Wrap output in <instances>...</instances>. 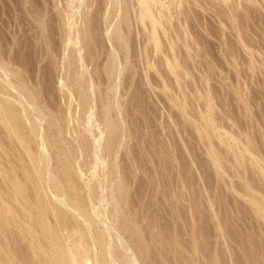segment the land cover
<instances>
[{"label": "rangeland", "instance_id": "1", "mask_svg": "<svg viewBox=\"0 0 264 264\" xmlns=\"http://www.w3.org/2000/svg\"><path fill=\"white\" fill-rule=\"evenodd\" d=\"M68 0H0V55L1 56H3L4 54H5V56H4V58H2V59H4V60H2L1 59V57H0V60L1 61H5V63H6V65L8 64L9 66L7 67V68H9L8 70H9V72H10V74H14V73H16V71L18 70V72L17 73H19L21 70H22V73H23V75H27V76H23L22 74H21V77H26L27 79H24L25 81H23V78L21 79V77H18V78H20V80H22V81H19V79L17 78V76H20V75H18V74H16V75H11V77H10V75H9V77H8V79L9 80H11L12 82H13V80L15 79V78H17V82L19 83V82H22V83H19V86H18V83L16 84V83H13V84H16L17 86L16 87H10V85H5L4 83H2L3 81L5 82L6 80H5V78H3V77H1L2 76V73H0V80L2 79L3 81L0 83V90H1V93H0V96L3 94V98H2V96H1V98H0V102H1V100H3L4 99V101L5 100H7V98L9 97V95H10V97L12 98V97H14V98H18V96H15V95H18V94H16V92L14 91V88H21L24 84H26V85H24L23 87H25L26 86V88H27V90L30 92V90H31V92L30 93H32V95H33V97L30 99L32 102L31 103H33V101H34V99H36V101H34V104L33 105H35L34 107H38V110H35V109H31V114H32V116L33 117H31L33 120H35L34 118H38V116L40 117V112H41V110L43 111V110H45V114L46 115H48L49 116V118L46 120H44L43 121V124H42V127H43V125L45 126L44 127V129H45V132H47L48 131V136L46 135V137L48 138V140H51V138H52V140H53V142L51 141H49L50 142V144L48 145V147L51 145H54V146H52V147H50V148H48V149H52V151L51 152H49V155L51 154L52 155V158H51V156H50V158H51V160L49 161V164H51V166H52V169L54 168V169H57V171L59 170V168H61V166L63 167V166H65V164L66 165H69V164H67L68 162H66L65 161V158H72L73 159V155H75V154H77V152H74V154L71 152L72 151V148H73V145H74V143H73V135H76L72 130H73V126H75L76 127V124H74V123H72L73 122V115H75L76 114V111H74L75 109L78 111L79 109H80V107L79 106H81V105H83L84 103H86V104H84V106H86V108H85V112H84V117H87V113L86 112H88V113H90L91 111H93V109L91 108V110H90V107L89 108H87V106H90V104H92V106H93V104L95 105V104H97V102H98V100L99 99H101L99 102L100 103H98L97 104V106L98 105H101L102 106V104L104 103V102H106L107 101V98H109L110 97V95H112L111 93H109V91L108 90H106L105 88H107V87H109L108 86V84L110 85V83L109 82H106L107 80H106V78H100L102 81L103 80H106L105 82L103 81V83H101V80H99V82L98 83H100V85H99V88L100 87H102V85L103 84H105L106 83V87H105V85H104V87L103 88H100V90L97 92L96 91V93H100L99 94V96H100V98H96V100H94V99H90L91 97H90V94L92 93V95L94 96V93L92 92V91H89V93L88 94H86V91L84 92V91H82V89L80 88V90H81V92H82V94H79V93H77V91L78 92H80L78 89L79 88H77V87H79V85H78V82L76 83L77 85H75L74 83L77 81V80H75L76 79V76H74L75 74L77 75V73H75V71L77 72V70H79L78 68H76L77 66H75L74 67V65H73V59H72V55L71 54H73V53H75V52H73V47H70V49H68V52H67V50H65V48H66V37H63V36H65V35H63L64 33H63V31L62 30H64L65 28H66V26H65V22L63 21L64 20V17H66L65 15L67 14V12L69 13V14H73V0H69L68 2H69V4H68V2H67ZM72 1V2H71ZM190 1V0H189ZM191 1H193V0H191ZM189 2V5H188V7H193V9H192V7L191 8H188V9H186L187 10V12H185V13H187L188 15V17L190 16V14L189 13H191L192 11V13H195V14H197V15H194V17L192 16H190V19H191V22H190V20H189V18L187 19V20H189V21H187V23H185V25L187 26V24L190 22V23H192V24H190L191 26H189V24H188V27H184V24L182 25L181 24V21H180V19L178 18V17H180V16H178V15H175V19H174V21L176 20V22L179 20L180 21V23H176L174 26H173V31L172 30H170L172 33H171V35H173V37H174V39H175V36L176 37H178V36H181L180 37V40L181 39H187V40H191L190 41V43L187 41H185L184 40V42H183V40L182 41H180L179 42V39L178 38H176L175 40H177L178 39V42L176 41V43H174V44H179V45H175L176 47L177 46H179V47H177L178 49H180V50H182L183 52L185 51V50H183V48L186 46V45H188V46H190L189 44H194V46H195V43H194V39H196V40H198L199 41V43L197 42V41H195V42H197V44H196V46L198 47L197 49H200V50H202V52L201 51H198V52H200L201 54H202V56H200L201 54L200 53H198L197 52V50H195L194 51V49H196V47H194L193 46V44H192V46H191V50H190V52H193V54H195V52H197L193 57H192V59L194 58L195 59V61H193V60H191V57H189V55H191V54H188V49L186 48V51L184 52V53H187V57H185L184 55V53L182 52V51H179V54L180 53H182V54H180V55H182V56H184V57H182V58H184V59H182V61L183 60H185V62H188V64L189 65H191V64H195L196 63V60H197V63H199L200 65H201V68L200 67H198V68H200L201 70H199V69H196L194 66L196 65H193V67L195 68H191L190 69V67L188 66V64H187V66L189 67H187L188 68V70H191L192 71V75H195V76H187L186 74V65H184L185 67L183 68V70L185 69V75H184V71L182 72V69H181V73H183V76H184V78H185V76H186V80L184 79V80H182L181 81V79H182V77H181V79H180V81H178L179 83H176L177 82V79L175 80V76L173 77V76H171V74H169L170 73V71L167 69H165V68H163L164 70H163V73L162 72H160L159 74L160 75H164L165 74V76L163 77V78H161V76H158V72H159V70H161L162 71V69H160V68H157L161 63H164V64H161V66L162 67H164L166 64H165V61H164V59H165V56H164V54H161V55H163V56H161L162 58H163V61L164 62H162L161 60H162V58L161 57H158V56H160V55H155V53H153V49H152V47H151V45H150V49H149V54H150V56L152 57V54H154V57H153V59L154 60H157L158 58L160 59V61L161 62H159L160 64L158 65V66H156V68L157 69H159L158 70V72H156L155 70H154V68L153 69H149V70H147L148 71V74H147V71H145V69H148V64H147V60H144V58H145V56H146V53H145V51L143 50L144 48L143 47H145V45H146V43H145V35H143V28L141 27L142 25H140V24H138L137 22H133L132 23V21H134V20H132V19H134V18H131V24H132V28H131V30L132 31H134V32H130V34H135V35H133V37H132V35H130V41H131V43L130 44H136L137 43V45L136 46H134V48H135V52H134V54H131L130 56H131V62H132V64L134 65V66H136V68L138 67V66H140V67H138L137 69H134L135 67L134 66H132V64H128V66H130V68L132 67H134L133 69L135 70H133L134 71V73H136L137 71V75L135 76V74L133 75V74H131L132 72V70H130V68H128V66L126 65V70L127 71H125L126 73H128V76L131 74L132 75V77H134V78H132V77H130L129 76V78H131L132 80H129L128 82H130L129 84H127V85H125V84H122V83H125V82H123L124 80H127V74H126V76H124L123 75V77H122V79L123 78H125L124 80H120L119 81V85L117 86V88H119V93H121V95H123V96H121V103L123 104V111H118V109L117 108H115V110L112 108V107H110V109H111V114H113V115H110L111 116V120L113 121V122H115V120H120L119 122H115L117 125H119V123H120V127H123V132H122V130L120 129V131L119 132H117V138H116V140H115V142L117 143V144H119L120 142H121V138H122V136L121 135H125V136H123V137H125V142L123 143L124 145H122L121 147L119 146V145H117V144H115L114 145V147H113V150L115 151V153H116V149H117V151H120L119 152V158L118 159H113L114 157V153H112V155L113 156H108V161L109 160H111V161H109V162H112V160L113 161H115L117 164H119L120 163V168L119 169H117L116 170V173L117 174H123L124 172V174L122 175V178H124V179H122L123 180V182L124 183H126V182H130V183H132V184H130L129 182L128 183H126L127 185H129V186H126V188H127V190H130L129 192H132V193H128V195H129V197H128V201H129V205H131V206H134V205H136V206H134V207H136V208H134V209H136V211L135 212H138L139 213V215H137L138 217H140L141 215V217H142V219L144 218V220H140L141 222H142V224L143 225H141V223H140V221L138 222V221H131L132 222V224H133V222L135 223V224H137V225H135V224H130V222H129V220L128 221H126L125 223H124V225H123V227L122 228H124L123 230H125V231H123L124 232V234H127V235H125L126 236V239H127V241L131 244V247L132 246H134V247H132L134 250H135V254L136 255H138V257H139V259H140V261H141V263L142 264H188V262L187 263H185L186 262V260L188 259V260H190V261H192V258L190 259V257H188L187 255H192L193 256V254L192 253H194V252H196V251H198L197 253L199 254L198 255V257H199V260L201 261V259H204L205 258V255H204V253H203V255H202V253H199L200 251L199 250H201L202 252H205V245H204V243H205V240L204 239H207L208 241H207V244H206V246H208L210 249H217L216 251H218V249H219V252L220 253H223V254H221V255H224V254H229L228 253V251L230 250L229 249V247H228V249H226L225 251H227V252H223L224 251V247L226 246L225 244H226V242L225 241H223L224 239L225 240H230L229 239V237L228 236H231V235H228L229 234V230H230V234H233L232 232H236V234H237V236H238V233L239 232H241L242 233V230H245L244 232H246V236H245V239H247L246 237H248V238H250L251 236H252V234H253V236H254V241L256 242V240H257V242L258 243H256L257 245H256V248L258 249L259 247L258 246H263L262 248H260L261 250V253H264V252H262V251H264V229H263V225H264V219H261V218H263V216H264V210H262L263 211V213L262 212H258L257 211V209H258V205L256 204V205H254V202H252V201H250V202H252L253 204L251 205V203L250 202H248V200H249V198H247L246 196H247V193L248 194H251V195H253V196H255L258 200H260L261 199V201L260 202H262V200H263V204H264V188H263V186H264V174L260 171V170H258V168L256 167V166H258L257 165V163L256 164H254L255 162H250V161H252L251 159H250V163L247 161V159L249 160V158H250V155H249V158H248V155H247V159H243L245 162H244V164L246 165H244V167H243V165H241L242 166V168L244 169H240V166H239V163H237L238 161H235L236 159H238L237 157H235L236 155H238V154H240V150H235V153L236 154H234L233 152H234V150H232V149H230V145L231 144H229V145H227L229 142L227 141L228 139H230V137L229 136H227L228 137V139H227V137L225 136L224 137V134H226V132L229 134V133H231V134H229L230 136H233V137H235V139L238 141V142H241V139L240 138H242L243 140H244V142H246L245 140H248V139H251L250 140V143L249 144H247V145H249V147L251 148V146H253L254 147V149L256 148L257 150H252L253 152H255L256 154H257V156H258V158L260 157L261 158V156H260V154H263L264 155V151H260V150H264L263 149V147H264V62L262 61V64H261V60H264V58L262 59V56L264 55V8H262V6L264 7V0H257V1H259V2H257L256 0H254V1H256V3L253 1V5L252 4H250V3H252V2H248L247 0H244V2H243V0H239V5H241L242 6V4L243 3H245V7L244 8H247L246 7V3H247V6H252V9H251V7H250V10L249 9H247L248 10V14L249 13H251V10H252V12L253 13H251V14H246L245 15V13L246 12H244L243 11V13H241L242 12V9H243V7L241 8V6H237L236 7V5H238L237 3H236V5L235 4H233L234 2H236V1H238V0H235L233 3H232V1L230 0L229 1V3H228V5H229V7H228V5H227V3H226V5H227V7L228 8H226V5H225V3H223V2H225L224 0H217V2H216V0H215V2H214V0H201L202 1V3L203 4H206V2H208L205 6L207 7V9L205 10V8L206 7H203L201 4H199V3H195V2ZM195 1V0H194ZM204 1V2H203ZM241 1L243 2L242 4H241ZM134 2V3H133ZM133 2H132V0H128V3H129V7H130V9H131V6H134L133 4H135V1L133 0ZM215 3L214 5H216L215 7L213 6V4H211V3ZM261 2V3H260ZM133 3V4H132ZM186 3H188V2H185V6H186ZM191 3V4H190ZM193 3H195L196 5H193ZM211 5H210V4ZM222 3V4H221ZM231 3L235 6V11H233V6L231 5ZM254 3H255V5L257 6H255L254 5ZM197 4H199V5H201L200 7L199 6H197ZM220 4V5H219ZM223 4H224V6H223ZM249 4V5H248ZM261 4V5H260ZM95 6H96V4H95ZM94 6V7H95ZM197 6V7H196ZM254 6V7H253ZM195 7V8H194ZM211 7V8H210ZM222 9H221V8ZM231 7H232V11H233V13L235 14V13H237V11L239 12V10L241 11V12H239V14H241V16H243L244 18H246V17H250V18H247L246 20H245V23L247 22V20H249L248 21V23H246V26H247V24L249 25V26H247V27H249L250 28V26H251V23H252V28H250L251 29V33H247V30L249 31L250 29H247V27H245V31H246V33L248 34L247 36H246V34H245V38H244V40H247V42H248V40H252L253 41V44H252V41L250 42V44L251 45H254V46H252L251 47V45H249V43L247 44V42H246V44H247V48H245L242 44H241V42H240V44H238L237 43V40L238 39H236L237 37H235L234 36V34H236L235 32H236V30H234V32H233V34H232V29L231 28H234V26H232V23L233 22H229L228 23V21H231V15L233 14L232 13V11L230 10L231 9ZM96 8V7H95ZM95 8H93V11H95ZM199 8V9H198ZM204 9V11H203V9ZM254 8H256L257 10H259L260 8H262V9H260V15H259V13H257V10L256 9H254ZM198 9V10H197ZM215 9H217V12H216V10ZM218 9L219 10H222L223 12L221 13L222 14V17L220 16H218V12H220V11H218ZM228 9V10H227ZM201 10V11H200ZM245 11H247L246 9H244ZM255 10H256V12H255ZM67 11V12H66ZM191 11V12H190ZM194 11H197V13L196 12H194ZM208 11V13H206ZM224 11H231V12H229V13H231V15L228 13V12H224ZM213 12H216V13H218L217 15H216V13L214 14ZM64 13H65V15H64ZM191 13V14H192ZM254 13H255V15H254ZM220 14V15H221ZM243 14V15H242ZM263 14V15H262ZM61 15V16H60ZM193 15V14H192ZM199 15V16H198ZM203 15V16H202ZM215 15V16H214ZM224 15V16H223ZM227 15H230V16H227ZM236 16L238 15V13L237 14H235ZM248 15V16H247ZM253 16V17H251V16ZM201 16V18H199ZM219 17V18H217V17ZM240 15H238V17L239 18H242L243 19V17H241ZM256 16H257V18H256ZM133 17H135V16H133ZM204 17V18H203ZM209 17V18H208ZM227 18V22L225 23V21L223 22L221 19H223L224 20V18ZM262 19H261V18ZM61 18H63V20L61 19ZM254 20H253V19ZM255 18L258 20H255ZM192 19H195V20H193L192 21ZM206 19V20H205ZM210 21H209V20ZM214 21H213V20ZM241 19V20H242ZM197 20V21H196ZM203 20V21H202ZM241 20H239L238 19V22L237 23H242V21ZM251 20H252V22H251ZM261 20V21H260ZM173 21V22H174ZM199 21V22H198ZM241 21V22H240ZM253 21H254V23H253ZM62 22V23H61ZM196 22V24L199 26H195V23ZM201 22V23H200ZM207 22V23H206ZM223 22V23H222ZM249 22H250V24H249ZM255 22L257 23V24H255ZM259 22V23H258ZM105 23V24H104ZM199 23L201 24V25H199ZM220 23V24H219ZM244 23V22H243ZM242 23V24H243ZM245 23L243 24V25H245ZM261 23V24H260ZM101 24H103L102 25V28H100V29H104L105 30V28H107V23L106 22H101ZM101 24H100V27H101ZM178 24V25H177ZM210 24V25H209ZM212 24V25H211ZM224 24V25H223ZM226 24V25H225ZM231 24V25H230ZM241 24V25H242ZM261 26H260V25ZM134 25V26H133ZM140 25V28H142V29H140L138 26ZM180 25V27L181 26H183L184 28H186V30L184 31L183 30V27H181L182 28V30L184 31H182V33H181V35H179L178 33H179V31L181 30L180 29V27H178V30H177V27L176 26H179ZM234 25V24H233ZM241 25H240V27H241ZM257 25H259V26H257ZM137 26V27H136ZM202 26V27H201ZM214 26V27H213ZM220 26V27H219ZM226 26H229V27H226ZM232 26V27H231ZM190 27H192V28H194V29H196V28H199V29H196V30H194V29H192V30H190V32L192 31V32H194V31H196V32H194V34L195 35H193V34H191V33H189V31H187ZM206 27H208V28H206ZM218 27V28H217ZM223 27V28H222ZM43 28V29H42ZM64 28V29H63ZM136 28V29H135ZM139 28V29H138ZM174 28H176V29H174ZM188 28V29H187ZM203 28V29H202ZM217 28V29H216ZM242 29H243V27H241ZM262 28H263V30H262ZM23 29V30H22ZM45 29V30H44ZM138 29V30H137ZM170 29H172L171 27H170ZM220 31H219V30ZM222 29V30H221ZM241 29V30H242ZM253 29L255 30L254 32H253ZM175 30V31H174ZM201 30V31H200ZM213 32H212V31ZM227 31V32H224V31ZM241 31L242 33L243 32H245V31ZM262 30V31H261ZM44 31V32H43ZM46 31V32H45ZM102 31V30H101ZM101 31H99V32H101ZM169 30H168V32H170ZM178 31V33H176ZM188 32L187 34H188V36H190V39H188L186 36H185V32ZM198 31V32H197ZM206 33H205V32ZM137 32V33H136ZM141 32V33H140ZM161 32H162V30H161ZM174 32V33H173ZM222 32V33H221ZM63 33V34H62ZM138 33H140V35L138 34ZM203 33V34H202ZM205 33V34H204ZM208 33V34H207ZM216 33H218V34H216ZM223 33H224V35H223ZM228 34V36L226 35V34ZM46 34V35H45ZM48 34V35H47ZM137 34V35H136ZM143 36H142V35ZM175 34V35H174ZM177 34V35H176ZM182 34H184V36H182ZM191 34V35H190ZM197 34V35H196ZM203 35L202 37H200L201 35ZM230 34V35H229ZM161 35H163V36H161L163 39H165V41L163 40L162 42H165V45L164 46H166V45H170V40L172 41L173 40V38L171 39V35H167V34H165V35H167V36H165L164 35V33L163 34H161ZM208 35V36H207ZM210 35V36H209ZM211 35H213V36H211ZM218 35V36H217ZM226 35V36H225ZM253 35V36H252ZM263 35V36H262ZM44 36V37H43ZM140 36H142V37H140ZM164 36H165V38H164ZM197 37V38H195V37ZM199 36V37H198ZM208 37L207 38V40H210V41H205L206 40V37ZM218 38H216V37ZM221 36H225L224 37V40H225V38L227 37L228 38V40H229V42H231L230 44L229 43H227L228 42V40H227V38H226V40L227 41H223L222 39H223V37L221 38ZM234 36V37H233ZM43 37V38H42ZM62 37V38H61ZM102 37V36H101ZM166 37H168V38H166ZM169 37H170V40H168L169 39ZM192 37V38H191ZM205 37V38H204ZM247 37H250V38H247ZM260 37H262V38H260ZM41 38V39H40ZM63 38H65V39H63ZM194 38V39H193ZM199 38V39H198ZM201 38H203V39H201ZM247 38V39H246ZM256 38V39H255ZM15 39V40H14ZM43 39V40H42ZM47 39V40H46ZM133 39H134V41H135V43H134V41H133ZM142 39V40H141ZM200 39H201V41H202V43H201V45H202V47L200 48L199 46H201V45H199L200 44ZM215 39V40H214ZM260 39H261V41H263V43L260 41ZM45 40V41H44ZM65 42H64V41ZM166 40H168V41H166ZM175 40H173V42H175ZM221 40V41H220ZM233 40V41H232ZM256 40V41H255ZM257 40H259L258 42H257ZM47 41H49V42H47ZM133 41V42H132ZM142 41V42H141ZM205 41V42H204ZM214 41V42H213ZM255 41V42H254ZM25 42V43H24ZM47 42V43H46ZM140 42L142 43V44H140ZM166 42H168V43H166ZM186 42V44H184ZM204 42V43H203ZM207 42H208V44H207ZM221 42H226L227 43V46L229 47V45H230V47L228 48V47H225L226 46V43L225 44H223V46H224V48H226V51L222 48L223 46L221 45ZM234 42H235V44H234ZM238 42H239V40H238ZM245 42V41H244ZM260 42V43H259ZM24 45H23V44ZM144 43V44H143ZM210 43V44H209ZM216 43V44H215ZM219 43V44H218ZM257 45L256 47L257 48H253V47H255V44ZM262 43V44H261ZM48 46H47V45ZM65 44V45H64ZM164 44V43H163ZM206 44V45H205ZM214 44V45H213ZM229 44V45H228ZM234 44V46H231V45H233ZM236 44H237V46H236ZM22 45V46H21ZM28 45V46H27ZM35 45H37V46H35ZM183 45V46H182ZM199 45V46H198ZM221 45V46H220ZM252 48H250L249 46ZM261 47H260V46ZM19 46V47H18ZM183 47V48H180V47ZM207 46H209V50L210 51H213L212 52V58L211 57H207V56H209V55H207L209 52V50H208V47ZM215 48H214V47ZM219 46V47H218ZM240 48H239V47ZM20 47L22 48V50H23V52H21V53H18V50H20L21 51V49H20ZM38 47H39V49H38ZM40 47H42L41 49H40ZM221 47V48H220ZM233 47V48H232ZM238 47V49H236ZM242 47H244V51L243 52H248V51H250V52H248V54L249 53H252V52H255V55H253V56H255L256 58H254V59H256V61H254V59L251 57L252 56V54H249V57L251 58V59H253V60H251L250 58H247L246 57V61H248L247 59H250L249 60V63L250 62H252V64L250 63V64H248V62H246L245 63V61L243 60L244 58L242 57V56H240V55H243V54H245V53H243L242 54V50H243V48ZM17 49V51H16V49ZM72 48V49H71ZM139 48H141L140 50H139ZM203 48V49H202ZM205 48L208 50H205ZM214 48V49H213ZM218 48V49H217ZM228 48V49H227ZM230 48H232L231 50L232 51H230V53L233 55H231V54H229V52L227 51V50H229ZM235 48V49H234ZM249 48L251 49V50H249ZM259 48H260V50H259ZM49 49V50H48ZM137 49V50H136ZM185 49V48H184ZM225 51V54H224V52L222 51ZM245 49H246V51H245ZM256 49H258V50H256ZM15 50V51H14ZM40 50V51H39ZM47 52H46V51ZM142 50L144 51V53L142 52ZM166 50H167V46H166ZM193 50V51H192ZM239 54H236V52ZM248 50V51H247ZM253 50V51H252ZM13 51V52H12ZM19 51V52H20ZM39 51V52H38ZM43 51H45V52H43ZM64 51L65 52H67V53H69L68 54V56H67V54H66V56H64L65 55V53H64ZM71 53H70V52ZM104 51H106L105 49H104ZM141 51V52H140ZM152 51V53H150ZM168 51V50H167ZM204 51V52H203ZM205 51L206 52H208V53H205ZM216 51V52H215ZM233 51H234V53H235V55L237 56H234V53H233ZM240 51H241V54H240ZM3 52H4V54H3ZM6 52V53H5ZM12 53V55H11V53ZM15 52V53H14ZM27 52V53H26ZM36 52V54H34ZM41 52H43V53H41ZM221 52V53H220ZM259 52H262V53H259ZM16 53H18V54H16ZM22 53H26V54H24V56L22 55ZM204 53V54H203ZM215 54V56H213L214 54ZM229 54V56H230V58L232 59H230L231 61H234L233 63H234V65L235 66H237L236 68L235 67H233V65H232V62L229 60V56H228V54ZM259 53V54H258ZM7 54H8V56H9V58L7 57ZM136 54V55H135ZM145 56H144V55ZM184 54V55H183ZM192 54V55H193ZM198 54V55H197ZM210 54V53H209ZM217 54H219V55H217ZM223 54V55H222ZM247 54V55H248ZM261 54V55H260ZM37 55V56H36ZM41 55V56H40ZM69 55H71L72 57H70ZM74 55V54H73ZM135 55V56H134ZM138 55V56H137ZM205 55H207V56H205ZM217 55V56H216ZM257 55V56H256ZM260 55V56H259ZM13 58H11V57ZM19 56V57H18ZM36 56V57H35ZM104 56V55H103ZM156 56L158 57V58H156ZM197 56L199 57V59L197 58ZM205 56V57H204ZM221 56V57H220ZM239 56H240V58L241 59H239ZM245 56H246V54H245ZM20 57H22L23 59H21ZM69 57V58H68ZM203 57V58H202ZM206 57L208 58V60H209V58L211 59V62H215V64H213V63H209V65H206L208 62H206V61H208V60H206ZM216 57H219V58H216ZM233 57V58H232ZM260 57H261V59H260ZM264 57V56H263ZM17 58V59H16ZM66 58V60H63V59H65ZM104 58H105V56H104ZM106 58H107V56H106ZM135 58H136V60H135ZM156 58V59H155ZM188 58V59H187ZM190 58V59H189ZM197 58V59H196ZM216 58V59H215ZM228 58V59H227ZM236 58H238V59H236ZM243 58V59H242ZM8 59V60H7ZM70 59H72V60H70ZM141 59V60H140ZM143 59V60H142ZM146 59V58H145ZM180 59H181V57H180ZM186 59H187V61H186ZM201 59H203V61L205 62V67H204V63H200V62H202V60ZM259 59H260V61H259ZM14 60V61H13ZM15 60H18V62L17 61H15ZM21 60V61H20ZM24 60V61H23ZM103 61V63L105 62V59L103 60V58L101 59L100 58V63ZM188 60H190V61H188ZM199 60V61H198ZM201 60V61H200ZM213 60V61H212ZM218 60V61H217ZM220 60V61H219ZM224 60L226 61V62H224ZM230 61L231 62V64L230 63H228V61ZM240 61L241 62V64H240V62H238V61ZM8 63H7V62ZM11 61H13V62H11ZM70 61V63H68V62ZM133 61H135V63H133ZM139 61V62H138ZM145 61V62H144ZM158 61V60H157ZM222 61H223V63H222ZM236 61V62H235ZM3 62H1V63H3ZM12 64H11V63ZM15 62H17V63H15ZM66 62V63H65ZM71 62H72V66L70 65L71 64ZM99 62V61H98ZM145 64H144V63ZM154 62H156V61H154ZM184 62V61H183ZM184 62V64H186ZM189 62H192L191 64L189 63ZM255 62H257V63H255ZM20 63V64H19ZM63 63V64H62ZM103 63L102 64H99V63H92V62H90V68H89V70H90V72L91 71H93V70H95V73H96V75H97V73H98V78H97V80L99 79V70H103V69H105V66L103 65ZM138 63V64H137ZM140 63V64H139ZM219 63V64H218ZM225 63V64H224ZM235 63H237L238 65H236ZM244 63V64H243ZM23 64V65H22ZM65 64H67V65H69V66H65ZM137 64V65H136ZM158 63L156 62V65H157ZM219 66H218V65ZM17 65V66H16ZM76 65V64H75ZM96 65V68L94 67ZM97 65H98V67H97ZM99 65H102V67H104V68H102L101 66H99ZM142 65V66H141ZM147 65V66H146ZM164 65V66H163ZM200 65H196V66H200ZM211 65H213L212 66V68H211V72H210V74L209 75H207L209 72V68L211 67ZM216 67H215V66ZM221 65V66H220ZM227 65V66H226ZM244 65V66H243ZM249 65V66H248ZM251 65H254V66H251ZM255 65H257V66H255ZM259 65H260V67H259ZM261 65H263V66H261ZM24 68H22V67ZM65 68H64V67ZM71 66V67H70ZM94 67L93 68V70H92V67ZM145 67V69H144V67ZM206 66H210L209 68L207 67L206 68ZM224 66V67H223ZM247 68H246V67ZM11 67V68H10ZM43 67H45V69L43 68ZM66 67H67V69H66ZM101 69H100V68ZM203 67L204 68H206L207 70H205V69H203ZM213 67L214 68H216V70L215 71H217L218 72V74L219 75H217V72H214L213 73V71H214V69H213ZM223 67V68H222ZM230 67V68H229ZM251 67V68H250ZM76 70H75V69ZM143 68V69H142ZM155 68V69H156ZM218 68V69H217ZM220 68V69H219ZM228 68V69H227ZM239 69V71H238V69ZM20 69V70H19ZM25 69H26V71H25ZM42 69V70H41ZM74 69V70H73ZM98 69V70H97ZM156 69V70H157ZM226 69V70H225ZM231 69V70H230ZM240 69L242 70V71H240ZM251 69V70H250ZM253 69V70H252ZM255 69V70H254ZM102 70H101V73H102ZM165 70L166 71H168L167 72V74H166V72H165ZM196 70V71H195ZM202 70H204L203 72H202ZM219 70V71H218ZM221 70V71H220ZM229 70V71H228ZM25 71V72H24ZM41 71V72H40ZM44 71V72H43ZM96 71H98V72H96ZM128 71H130V73L128 72ZM141 71V72H140ZM143 71H145V72H143ZM208 73H207V72ZM224 71V72H223ZM240 73V74H237L238 72ZM244 71H246V72H244ZM249 71V72H248ZM73 72L75 73L74 75H73ZM149 72H150V74H151V80L149 79L148 80V77H150L149 75ZM152 72V73H151ZM165 72V73H164ZM222 72V73H221ZM21 73V72H20ZM19 73V74H20ZM69 73V74H68ZM94 72H92V74H93ZM94 73V74H95ZM195 73V74H194ZM198 73V74H197ZM214 75H213V74ZM221 73V74H220ZM45 74V75H44ZM91 74V73H90ZM139 74V75H138ZM141 74H143V75H141ZM148 76H147V75ZM157 74V75H156ZM191 74V73H190ZM155 75V76H154ZM166 75H167V77H168V80H167V78H166ZM182 75V74H181ZM189 75V74H188ZM207 77H206V76ZM220 75H221V78H220ZM222 75H224V76H222ZM227 75V76H226ZM228 75H230L229 77H228ZM240 75V76H239ZM16 76V77H15ZM69 77V79H68V77ZM74 76V79L73 78H71V77H73ZM140 76V77H139ZM170 76V77H169ZM211 76H212V78H211ZM215 76V77H214ZM218 76H219V78H218ZM233 76H237L236 78L235 77H233ZM246 76V77H245ZM13 77V78H12ZM39 77H41V78H39ZM94 77L96 78V76L94 75ZM147 77V78H146ZM156 77V78H155ZM210 79H209V78ZM231 77V78H230ZM166 78V79H165ZM172 78H174L173 80H172ZM208 78V79H207ZM214 78V79H213ZM216 78V79H215ZM240 78V79H239ZM13 79V80H12ZM139 79V80H138ZM140 79H142V80H140ZM145 79V80H144ZM155 79H158V80H155ZM165 79V80H164ZM213 79V80H212ZM223 79V80H222ZM26 80H27V82H26ZM71 80V81H70ZM75 80V81H74ZM97 80H96V82H97ZM170 80L172 81L171 83H173V84H171L170 83ZM175 80V81H174ZM220 80V81H219ZM15 82H16V80H14ZM66 81V82H65ZM138 81V83H136ZM145 81H147V83L145 82ZM164 81V82H163ZM167 81V82H166ZM184 81V82H183ZM197 81V82H196ZM226 81V82H225ZM235 81V82H234ZM239 81V82H238ZM7 82V81H6ZM74 82V83H73ZM127 82V83H128ZM135 82V83H134ZM156 82V83H155ZM161 82V83H160ZM168 82H169V84H168ZM183 82V83H182ZM194 82V83H193ZM199 82V83H198ZM211 82V83H210ZM24 83V84H23ZM68 83V84H67ZM97 83V84H98ZM153 83V84H152ZM155 83V84H154ZM158 83H159V86H158ZM163 83H165V85H167V86H165L164 87V85H163ZM167 83V84H166ZM181 83V85H179ZM185 83V84H184ZM197 83H198V87H197ZM202 83V84H201ZM204 83V84H203ZM223 83V84H222ZM1 84L2 85H5V86H1ZM6 84H8V83H6ZM21 84H23L22 86H21ZM65 86H64V85ZM70 84V85H69ZM121 84V85H120ZM142 84V85H141ZM148 84V85H147ZM151 84V85H150ZM176 84V85H175ZM233 84V85H232ZM31 85V86H30ZM66 85H69V86H66ZM125 85V86H124ZM130 85H132L131 87H130ZM138 85V86H137ZM154 85V86H153ZM160 85H161V87H160ZM186 87H185V86ZM200 85H204L203 87L202 86H200ZM213 85V86H212ZM73 86H75L76 87V89L77 90H75V87H74V90H75V93L73 94V92H74V90L72 89L73 88ZM97 86V88H98V85H96ZM129 86V87H128ZM137 86V87H136ZM170 86H172V89H170L171 87ZM181 86V88L182 89H180V88H178V87H180ZM189 86H191V87H189ZM206 86H207V88H206ZM224 86V87H223ZM233 86V87H232ZM2 87V88H1ZM6 87H8V88H6ZM129 88L128 90L126 89V88ZM168 88L167 89V91L165 90V89H163V88ZM177 87V88H176ZM185 89H184V88ZM193 87H194V89H193ZM214 87V88H213ZM229 87V88H228ZM232 87V88H231ZM239 87V88H238ZM4 88H5V91H4ZM11 88H12V91L14 92H12L11 91ZM29 88H31V89H29ZM40 88V89H39ZM70 88V89H69ZM98 88V89H99ZM124 88V89H123ZM153 88H155V89H153ZM173 88L176 90H173ZM206 88V89H205ZM218 88V89H217ZM221 88V89H220ZM225 88V89H224ZM2 89H3V91H4V93H3V91H2ZM6 89L8 90V89H10V90H8V92H10V93H8L7 91H6ZM33 89V90H32ZM67 89V90H66ZM97 89V90H98ZM101 89H105L104 90V92L103 93H101L100 91H101ZM122 89V90H121ZM135 89H136V91H135ZM169 89H170V91H169ZM185 91H184V90ZM192 89V90H191ZM200 91H199V90ZM202 89H203V91H202ZM227 89V90H226ZM141 90V91H140ZM183 90V91H182ZM188 90V91H187ZM208 90V91H207ZM209 90H210V92H209ZM221 90V91H220ZM224 90V91H223ZM122 91V92H121ZM130 91V92H129ZM134 91V92H133ZM138 91V92H137ZM145 93H144V92ZM172 91V92H171ZM182 93H181V92ZM215 91V92H214ZM12 92V93H11ZM67 92V93H66ZM69 92V93H68ZM80 92V93H81ZM108 92V96L107 95H105V96H103L104 94H106ZM166 92V93H165ZM170 92V93H169ZM179 92V93H178ZM193 92V93H192ZM199 92V93H198ZM202 92V93H201ZM217 92V93H216ZM222 92V93H221ZM5 93L7 94L6 96H5ZM95 93V94H96ZM123 93V94H122ZM125 93V94H124ZM133 93V94H132ZM142 93V94H141ZM207 93H209L210 94V97H209V95L207 94ZM215 93V94H214ZM12 94V95H11ZM14 94V95H13ZM84 94V97H83V100L81 99H78V98H81V96ZM101 94H102V96L103 97H105L106 98V100L104 101L103 99L104 98H102L101 97ZM130 94H132V95H130ZM168 94V95H167ZM177 94V95H176ZM179 94V95H178ZM217 94V95H216ZM35 95H37V96H35ZM78 95V97H77V99L78 100H80L82 103H83V101H84V98H86V99H90L88 102H90V103H88L87 101H86V99H85V101H84V103L82 104H80V101H78L74 96H77ZM87 95H89V98L88 97H86ZM127 95V96H126ZM140 95V96H139ZM177 97H175V96ZM196 97H195V96ZM206 95H208V96H206ZM8 96V97H7ZM98 96V95H97ZM98 96V97H99ZM169 96H171V97H169ZM174 96V97H173ZM188 96V97H187ZM6 97V98H5ZM28 97V96H27ZM35 97V98H34ZM75 98V99H73V98ZM187 97V98H186ZM192 97V98H191ZM208 97H209V99H208ZM14 98H12V99H14ZM29 98H30V96H29ZM130 98V99H129ZM138 98V99H137ZM181 98V99H180ZM189 98V99H188ZM204 98V99H203ZM98 99V100H97ZM109 99H112V98H109ZM194 99V100H193ZM200 99V101H198ZM243 99H245V102H244V100ZM127 100H128V102H127ZM130 100V101H129ZM135 100V101H134ZM185 100H186V102H185ZM190 100V101H189ZM193 100V101H192ZM210 100L212 101V102H210ZM78 101V102H77ZM94 101V102H93ZM103 103H102V102ZM109 101V100H108ZM125 101V102H124ZM204 101V102H203ZM247 101V102H246ZM110 102L112 103L113 102V100H110ZM124 102V103H123ZM177 102V103H176ZM184 102V103H183ZM194 102H196V103H194ZM206 102V103H205ZM209 102V103H208ZM37 103V104H36ZM79 103V104H78ZM89 105H88V104ZM108 103V102H107ZM187 103H189V104H187ZM191 103V104H190ZM200 103H202L201 105H200ZM211 103V104H210ZM248 105H247V104ZM14 104V103H13ZM12 104V105H13ZM113 104V103H112ZM112 104H110V105H112ZM182 104V105H181ZM203 104H204V106H203ZM128 105H130V106H128ZM135 105H137V106H134ZM186 107H185V106ZM197 105V106H196ZM209 105H212V110H210V109H208L209 108ZM215 105V106H214ZM14 106V105H13ZM79 108H78V107ZM96 106V105H95ZM97 106L95 107V108H97ZM101 106H98L99 108H97L96 110H95V112L96 113H98V111H99V113H100V116H102L101 114H102V112L104 113V111L106 110L105 109V107H101ZM178 106V107H177ZM181 106H184L185 107V110L187 109V107H188V111L186 110V111H184V112H182V110H183V107H181ZM198 106H201V107H198ZM208 108H207V107ZM102 108V112H100L101 110H99V109H101ZM115 107V106H114ZM191 107H193V108H191ZM197 107V108H196ZM205 107V108H204ZM40 108V109H39ZM103 108L105 109V110H103ZM180 108V109H179ZM83 109V108H82ZM87 109V110H86ZM182 109V110H181ZM194 109V110H193ZM113 110V111H112ZM181 110V111H180ZM193 110V111H192ZM195 110H197L196 112H194ZM210 110V111H209ZM74 111V112H73ZM90 111V112H89ZM213 111V112H212ZM44 112V111H43ZM71 112V113H70ZM113 112V113H112ZM120 112V114H121V116L118 114ZM83 113V112H82ZM86 113V114H85ZM98 113V114H99ZM129 113V114H128ZM188 113V114H187ZM192 113V114H191ZM196 113V114H195ZM200 113V114H199ZM67 114V115H66ZM71 114H72V116H71ZM123 114H124V116H123ZM204 114L206 115V117H213L215 120V122H217V123H214V126H215V124H216V126H215V128H216V130H215V128H214V126H213V130H212V135L210 136V139L213 141L212 143H211V141H210V146H211V144H213L211 147L212 148H214V149H216V151L218 150L219 151V153H220V155H221V160H223V162L222 161H220V164H216L215 162H214V160H213V158L212 157H210V155H208L209 154V145H207V144H209L207 141L208 140H202L201 139V137H200V133H199V128H201V129H204L205 128V126H203L204 128H202V125H206V121H204V120H202V117L201 116H204ZM117 115V116H116ZM186 115V116H185ZM189 115V116H188ZM213 115V116H212ZM35 116V117H34ZM82 117H83V114L81 115ZM81 117V118H82ZM83 117V118H84ZM123 117H125V118H123ZM58 118H60V120L58 119ZM82 118V119H83ZM113 118V119H112ZM53 121H56V119H57V122L58 123H60V121L62 122V123H60V124H58L57 122L55 123V122H53ZM70 121H69V120ZM115 119V120H114ZM125 119V120H124ZM66 120V121H65ZM124 120V121H123ZM197 120V121H196ZM200 122H199V121ZM50 121H52L53 122V124L54 125H56L55 127H53L54 125L52 124V122H50ZM127 121V122H126ZM210 121V120H209ZM220 121V122H219ZM0 122H1V120H0ZM23 122V121H22ZM24 122H26L25 123V127H27V129H28V121L26 120V121H24ZM23 122V123H24ZM46 122V123H45ZM69 122H70V125H69ZM74 122H77V120L76 121H74ZM122 122H123V124H122ZM126 122V123H125ZM197 122V123H196ZM22 123V124H23ZM151 123V124H150ZM203 123V124H202ZM221 123H222V125H221ZM1 124V123H0ZM47 124H50V125H48L47 126ZM52 124V125H51ZM65 124V125H64ZM68 124V125H67ZM72 124V125H71ZM24 125V124H23ZM123 125V126H122ZM125 125V126H124ZM196 125H198V126H196ZM0 126H2V125H0ZM51 127V131H49L50 130V128L48 129V127ZM57 126H62V128L60 127H57ZM65 126V127H64ZM201 126V127H200ZM221 126V127H220ZM53 127V128H52ZM72 127V128H71ZM199 127V128H198ZM218 127V128H217ZM227 129H225V128ZM2 128H3V126H2ZM57 128V129H56ZM26 129V130H27ZM60 129V131H63V132H61L60 133V131L59 132H56V130H59ZM65 130V132H64V130ZM69 129H71V131L70 132H68V130ZM96 129V128H95ZM0 130H2L1 129V127H0ZM3 130H4V128H3ZM2 130V131H3ZM150 130V131H149ZM162 130V131H161ZM221 130V131H220ZM223 130V131H222ZM96 131V130H95ZM1 132V131H0ZM6 132V131H5ZM4 132V133H5ZM53 132V133H52ZM57 134H56V133ZM224 132V133H223ZM3 133V134H4ZM58 133H60L59 135H61L60 137L62 138V140L64 141H62L61 140V138L58 140V138H59V135H58ZM72 133H74V134H72ZM118 133H119V136H118ZM121 133H123V134H121ZM3 134L2 133H0V136L2 135V137H3ZM6 134V133H5ZM54 134H55V137H54ZM85 134V133H84ZM51 135H53V136H51ZM62 135H63V137H62ZM72 135V136H71ZM116 135H115V137H116ZM223 135V136H222ZM244 135V136H243ZM6 136V135H5ZM5 136L3 137V138H5ZM58 136V137H57ZM85 140H86V142H87V144H88V142L89 141H93V139L94 138H92L91 136H88V134L86 135L85 134ZM0 138V140L1 141H5V139H6V142H7V138H5V139H3V138ZM90 137V138H89ZM119 137V138H118ZM220 137H221V139H220ZM224 137V138H223ZM247 137V138H246ZM50 138V139H49ZM56 138V139H55ZM64 138V139H63ZM86 138H88V139H86ZM68 139V140H67ZM90 139V140H89ZM118 139V140H117ZM121 139V140H120ZM222 139H224V140H226V143H225V141L224 140H222ZM233 138L231 137V139L229 140L230 141V143H233L232 140ZM56 140L60 143L61 141L63 142V144L62 145H66L67 144V146L68 147H66V146H63L62 147V145L61 144H59L58 146L59 147H62L61 149L60 148H58V149H60V150H57V145H56ZM69 141V142H71L72 144H68V142H66V141ZM84 140V141H85ZM88 140V141H87ZM120 140V141H119ZM127 140V141H126ZM243 140H242V142H241V144L240 143H238L240 146V148H242V149H244V147L246 146V144L243 142ZM254 140V141H253ZM37 141V142H36ZM253 141V142H252ZM6 142H4V143H6ZM61 142V143H62ZM207 142V143H206ZM249 142V141H248ZM248 142H246V143H248ZM254 142H255V144H257V146L254 144ZM16 142H12V144H10L9 145V147L8 148H10L11 147V145H13L12 146V148H15L16 147V149H17V145H18V143H17V145H15V147H14V144H15ZM34 144L35 143H38V145L40 146V142H38V140H35V142H33ZM32 143V145H34ZM53 143V144H52ZM90 143H91V145H90ZM88 145L89 146H92L94 143H92V142H90ZM168 145H167V144ZM253 143V144H252ZM150 144V145H149ZM155 146H154V145ZM244 144H245V146H244ZM250 144H251V146H250ZM20 145V144H19ZM18 145V149H17V154L19 155V156H21V155H23L26 151L25 150H23V148L21 147V150L19 149V147L21 146H19ZM36 145V144H35ZM38 145H36V147L38 146ZM61 145V146H60ZM70 145H71V147H70ZM6 146H8V145H6ZM119 146V147H118ZM148 146V147H147ZM157 146V147H156ZM215 146V147H214ZM244 146V147H243ZM34 148H36L35 146H33ZM116 147V148H115ZM150 147V148H149ZM161 147H163V148H161ZM252 147V148H253ZM260 147H262V148H260ZM6 148V147H5ZM12 148H11V152H12ZM37 148H39V147H37ZM56 149V151H55V149ZM71 148V150H69ZM149 148V149H148ZM159 148V149H158ZM2 149V148H1ZM16 149H13V150H16ZM152 149H154V150H152ZM164 149V150H163ZM235 149H237V148H235ZM260 149V150H259ZM10 150V149H9ZM18 150H20L21 151V153L23 152V151H25L23 154H21V153H18V152H20V151H18ZM23 150V151H22ZM221 150V151H220ZM2 151V150H1ZM50 151V150H49ZM130 151V152H129ZM146 151H148V152H146ZM152 151V152H151ZM217 151V152H218ZM239 151V152H238ZM257 151H259L260 152V154H258L257 153ZM10 152V151H9ZM14 152V151H13ZM11 153V155H13L14 157H15V153ZM72 153V155H71V153ZM151 152V153H150ZM228 152H229V154H228ZM129 153V154H128ZM15 154V155H14ZM66 154H67V156H66ZM69 154V155H68ZM140 154V155H139ZM149 154H150V156H149ZM152 154V155H151ZM223 154V155H222ZM228 154V155H227ZM16 156L15 158H17V159H15V160H12V159H14V157L13 158H11V160L13 161V162H15L16 160L18 161V162H16L15 164H17V163H19V165L20 164H22V162H26L27 161V159L26 158H23V157H26L25 156V154L23 155V156H21V157H19V156ZM133 155V156H132ZM143 155H145V156H143ZM146 155H147V157H146ZM59 156V157H58ZM69 156V157H68ZM76 156V155H75ZM222 156H223V158H222ZM12 157V156H11ZM104 157H106L107 158V154H105L104 155ZM112 158V159H110V158ZM150 157V158H149ZM235 157V159L233 160V158ZM241 157V156H240ZM263 158H261V159H263L264 160V156H262ZM18 158H19V160L22 158V160L23 159H26V161L25 160H23V161H19L18 160ZM88 159H90L91 160V158H89V157H87ZM259 158V159H260ZM58 159V160H57ZM128 159H129V161H128ZM133 159V160H132ZM55 160V161H54ZM71 160V159H70ZM87 160V159H86ZM90 160H87L88 161V163H90ZM118 160V161H117ZM135 160V161H134ZM262 160V161H263ZM51 161H52V163H51ZM80 161V160H79ZM121 161V162H120ZM247 161V162H246ZM21 162V163H20ZM64 162H66L65 164H63ZM71 162H73V161H71ZM82 163H83V161H81ZM114 162V163H115ZM131 162V163H130ZM224 163V165L222 164V163ZM28 163V165H29V161L27 162ZM27 163H23V164H27ZM116 163H115V165H116ZM126 163V164H125ZM134 163V164H133ZM161 163V164H160ZM232 163V164H231ZM237 165H236V164ZM248 164V166H247V164ZM264 163V161L262 162V164ZM57 164V165H56ZM63 164V165H62ZM113 164V162L111 163V165ZM251 164V165H250ZM253 164V165H252ZM184 165V166H183ZM219 165H220V168H219ZM236 165V166H235ZM112 166H114V164L112 165ZM111 166V167H112ZM130 166H131V168H130ZM132 166H134V167H132ZM136 166V167H135ZM161 166V167H160ZM182 166V167H181ZM225 166V167H224ZM30 167H31V165H30ZM57 167H59V168H57ZM89 168L91 167V166H88ZM88 167H85V176H84V181L82 180H80V177L79 176H77L78 174H75L76 173V171L75 170H73V169H71L70 171H72V173H74V171H75V173H74V176H77V177H75L76 178V181H78V183H80V184H84L85 183V181L86 182H88V180H90L91 179V177H92V174H91V172H90V170H89V168ZM125 167V168H124ZM144 167V168H143ZM149 167V168H148ZM163 167H164V169H163ZM181 167V168H180ZM234 167V168H233ZM236 167H238V168H236ZM247 167H249V169L247 168ZM32 169H33V167H31ZM65 168V167H64ZM63 168V169H64ZM87 168V169H86ZM113 168V167H112ZM129 168V169H128ZM158 168V169H157ZM167 168V169H166ZM219 168V169H218ZM236 168V169H235ZM252 168H254L255 170L253 171V169ZM53 169V171L54 172H57V171H55ZM120 169H122V171L120 170ZM127 169H128V171H127ZM152 169V170H151ZM181 169V170H180ZM185 169V170H184ZM226 169V170H225ZM237 169H238V171H237ZM252 169V170H251ZM62 168L60 169V172L61 173H58L57 172V174H59L60 176L62 175V172L65 170H62ZM121 172H120V171ZM124 170V171H123ZM151 170V171H150ZM184 170V174L181 172V171H183ZM237 171V173H236V171ZM250 170V171H249ZM89 171V172H88ZM107 171V170H106ZM145 171V172H144ZM153 171V172H152ZM159 171V172H158ZM234 171V172H233ZM240 171V172H239ZM258 171V172H257ZM260 171V172H259ZM151 172H152V175H151ZM155 172H156V174H155ZM226 172V173H225ZM129 173V176L127 175ZM135 173V174H134ZM242 173V177H241V174ZM246 173V174H245ZM258 173V174H257ZM260 173V174H259ZM101 174V173H100ZM116 174V175H117ZM127 176H126V175ZM186 178V179H184V178H182L183 176ZM261 174H263V175H261ZM158 175V176H157ZM238 175V176H237ZM243 175H245V176H243ZM251 177H250V176ZM261 175V176H260ZM154 178H153V177ZM157 176V177H156ZM239 176H240V178H239ZM258 178H257V177ZM116 177V176H115ZM115 177H113V180L112 181H114L115 180ZM130 177V178H129ZM249 177L250 178H252L253 177V179H251L252 181H253V183L256 185V186H258L259 188H260V190H259V188H255L254 186H252V188L253 189H251V190H254V192H252V191H250L249 190V192H248V190H247V193H246V189L248 188V185L247 184H249V182H251L252 183V181H249ZM254 177H255V179H254ZM46 178H48V175H47V177ZM135 178V179H134ZM244 178H248V180H246V179H244ZM263 178V179H262ZM78 179V180H77ZM119 180V178H116V181H115V183H118L117 181ZM127 179H129V180H127ZM131 179H132V182H131ZM239 179V180H238ZM241 179H243V180H246V181H243V180H241ZM256 179H257V182H258V184L260 185H258L257 184V182H256ZM260 179H261V181H260ZM122 180H121V182H122ZM151 180V182H149ZM182 180H185V183H184V181H182ZM126 181V182H125ZM242 181V182H241ZM260 181V182H259ZM238 182H240V183H238ZM124 183H123V185H124ZM247 183V184H246ZM252 183V184H253ZM152 184V185H151ZM183 184H185L186 185V187H185V185H183ZM237 184V185H236ZM244 187L245 185V187L244 188H246V189H243V187L241 186V185ZM244 184V185H243ZM85 185V184H84ZM138 185V186H137ZM140 185V186H139ZM143 185V186H142ZM237 186V189H236V186ZM131 186H133V187H131ZM240 188H239V187ZM129 187H131V188H129ZM155 187V188H154ZM156 187H157V189H159V190H157L156 189ZM185 187V188H184ZM129 188V189H128ZM136 188H138V189H136ZM147 188V189H146ZM153 188H154V190H153ZM137 190V192H136V190ZM151 189H152V192H150V193H148L149 191H151ZM184 189V190H183ZM240 189V190H239ZM256 189H258V190H256ZM138 190H139V192H138ZM143 190V191H142ZM142 191V192H141ZM242 191V192H241ZM243 191H245V192H243ZM258 191V192H257ZM262 191V192H261ZM144 192V193H143ZM160 194H159V193ZM238 192H240V194L238 193ZM257 192V193H256ZM141 193H142V195H141ZM246 193V194H245ZM262 193V194H261ZM132 194H133V197H132ZM137 194V195H136ZM154 194L155 195H157L158 196V198H157V196H154ZM245 194V195H244ZM260 194V195H259ZM131 195V196H130ZM135 195V196H134ZM160 195V196H159ZM164 195V196H163ZM167 195H168V197H167ZM257 195V196H256ZM84 196H87V195H85L84 194ZM154 196V197H153ZM238 198H237V197ZM263 196V198H260V197H262ZM130 197L132 198V200L130 199ZM141 197V198H140ZM160 197V198H159ZM249 197V196H248ZM259 197V198H258ZM154 198V199H153ZM157 198V199H156ZM246 198H247V200H246ZM134 199H136L135 200V202L133 201ZM140 201H139V200ZM237 199V200H236ZM163 201V203H162V201ZM131 201H132V203L134 204H131ZM138 201V202H137ZM154 201V202H153ZM157 201V202H156ZM166 201H167V203H166ZM245 201V202H244ZM237 202V203H236ZM136 203V204H135ZM145 203V204H144ZM156 203H158V204H156ZM160 203V204H159ZM161 203H162V205H161ZM243 203V204H242ZM148 204H150V205H148ZM166 206H165V205ZM246 204V205H245ZM138 205V206H137ZM140 205V206H139ZM154 205V206H153ZM171 205V206H170ZM198 207H197V206ZM254 205V206H253ZM142 206H144V207H142ZM149 207V208H147V207ZM157 206V207H156ZM159 206L161 207V208H159ZM166 208H165V207ZM170 206V207H169ZM196 206V207H195ZM238 206V207H237ZM245 206V207H244ZM249 206V207H248ZM253 206V207H252ZM263 206V205H262ZM146 207V208H145ZM153 207V208H152ZM240 207V208H239ZM247 207V208H246ZM257 207V208H256ZM137 208L139 209V210H137ZM145 208V210H147V211H145V210H141V209H144ZM163 208V209H162ZM169 210H168V209ZM255 210H254V209ZM263 208H264V206H263ZM150 209V210H149ZM155 209V210H154ZM161 209V210H160ZM244 209H246V210H244ZM141 210V211H140ZM151 210H153L152 212H151ZM167 210V211H166ZM239 210V211H238ZM250 210V211H249ZM142 211L144 212L145 211V213L147 212L148 214H149V216L150 215H152V216H150L152 219H153V221H155V222H153V221H151L149 218V216H145L144 214L145 213H143L142 214ZM156 211V212H155ZM158 211H160L159 212V214H157L158 213ZM163 211V212H162ZM238 211V212H237ZM242 211V212H241ZM175 212V213H174ZM177 212V213H176ZM240 212V213H239ZM248 212V213H247ZM249 212H250V214H249ZM137 213V214H138ZM141 213V214H140ZM161 213H162V215H161ZM178 213H179V215H178ZM237 213V214H236ZM240 215H239V214ZM246 213V214H245ZM258 213V214H257ZM157 214V215H156ZM167 214V215H166ZM242 214V215H241ZM255 214V215H254ZM263 214V215H262ZM170 215V216H169ZM172 215H173V217H172ZM238 215V216H237ZM247 215V216H246ZM157 216V217H156ZM160 216V217H159ZM177 216L178 217H180V219L179 218H177ZM241 216V217H240ZM252 216V217H251ZM256 216V217H255ZM138 217H137V220H138ZM140 217V218H141ZM147 217V220H149V224L151 225H149L148 224V221L147 220H145V218ZM159 217V218H158ZM175 217V219H173ZM245 219H244V218ZM247 217H248V219H247ZM250 217V218H249ZM260 217V218H259ZM165 218H166V220H165ZM168 218V219H167ZM240 218V219H239ZM255 218H257V219H255ZM156 219V220H155ZM159 219H160V221H159ZM236 219V220H235ZM239 219V220H238ZM251 219V220H250ZM253 219V220H252ZM164 220V221H163ZM180 220V221H179ZM184 222H183V221ZM246 221V222H248V223H246V222H244V221ZM146 223H145V222ZM158 221V222H157ZM182 221V222H181ZM243 221V222H242ZM256 221V222H255ZM261 221V222H260ZM138 222V223H137ZM152 222H153V224L155 225V226H157L158 225V228H154L153 229V225H152ZM157 222V223H156ZM165 222V223H164ZM168 222V223H167ZM171 222V225L169 224ZM180 222V223H179ZM220 222H222L221 224H224L223 226H224V228H223V226H222V229H219V227L221 226V224L219 225V223ZM235 222V223H234ZM252 222V223H251ZM122 223V224H123ZM130 224L131 226H132V228H137V226L138 227H140V229L138 228L137 229V231L139 232H141L140 234L138 233V232H136V231H134V234H133V230L132 229H128V230H130V232H127V228H131L130 226H126V224ZM177 223V224H176ZM225 223H227V224H225ZM229 223H231V224H229ZM240 223V224H239ZM247 224V225H250V227L252 226L253 227V229H252V227H251V229L247 226V225H244V224ZM121 224V225H122ZM127 224V225H128ZM146 224H148V225H146ZM182 224V225H181ZM233 224V225H232ZM235 224H236V226H235ZM252 224V225H251ZM255 224V225H254ZM263 226H261V225ZM135 225V226H134ZM143 226V227H145V230L143 229V228H141V226ZM145 225V226H144ZM218 225H219V227H218ZM230 225V226H229ZM238 225H241L242 226V228L240 227V226H238ZM134 226V227H133ZM162 226V227H161ZM169 226V227H168ZM233 226V227H232ZM249 228H247V227ZM254 226L256 227V226H258V227H261V229L260 228H254ZM127 227V228H126ZM151 227V228H150ZM163 230V231H161L160 230V228ZM169 229H168V228ZM228 227V229H225V228H227ZM147 228V229H146ZM150 228V229H149ZM221 228V227H220ZM233 229V231H232V229ZM237 228V229H236ZM238 228H241L242 230H240V229H238ZM247 228V229H246ZM142 229H143V231H142ZM153 229V230H152ZM158 231H157V230ZM166 229H167V231H166ZM170 229H171V231H170ZM235 229V230H234ZM134 230H136V229H134ZM152 230V231H151ZM222 232H221V231ZM228 232H227V231ZM251 230V231H250ZM260 230H261V232H260ZM238 231V232H237ZM248 231H250L251 233H248ZM253 231V232H252ZM146 232V233H145ZM160 232H162V233H160ZM164 232H165V234H164ZM169 232V233H168ZM223 232H227L226 233V235H225V233H223ZM235 232H234V235H235ZM243 232V233H244ZM154 233V234H153ZM168 233V234H167ZM221 233H223L225 236H227L228 238L226 239V238H224L223 237V234L221 235ZM242 233V234H243ZM257 233V234H256ZM128 234H130V235H128ZM136 234V235H135ZM148 234H150V235H148ZM152 234V235H151ZM161 234H164V235H161ZM242 234H240V236L242 235ZM247 234H248V236H247ZM263 234V235H262ZM131 235H133V237L131 236ZM145 235H146V237H145ZM148 235V236H147ZM154 235H156L155 237H159V239L158 240H156V238L154 239ZM245 235V234H244ZM250 235V236H249ZM256 235H257V238H256ZM260 235V236H259ZM143 236V237H142ZM153 238H152V237ZM166 236V237H165ZM170 236V237H169ZM173 236H174V238H173ZM176 236V237H175ZM201 236H203V237H201ZM224 238H222V237ZM233 236V235H232ZM236 236V235H235ZM240 236H238L237 238H239ZM252 236V237H253ZM137 237V238H136ZM145 237V238H144ZM150 237V238H149ZM164 239H163V238ZM169 239H168V238ZM172 237V238H171ZM198 238V239H200V241H202L201 243L203 244V245H200V243H197V245H196V242L198 241V240H196V238ZM202 238V240H201V238ZM216 237H219L218 239L216 238ZM220 237H221V241L219 240L220 239ZM241 237H243L244 238V236H241ZM239 238V239H241V241L242 242H244L245 243V239H242V238ZM260 237H261V239H260ZM129 238V239H128ZM133 238V239H132ZM143 240H145V241H142V239ZM163 240H162V239ZM231 238V237H230ZM259 238V239H258ZM153 239V240H152ZM215 239H217V241H220L219 243L215 240ZM238 239V240H239ZM253 239L252 238H250L248 241H246L247 243L250 241V240H252L253 241ZM135 240V241H134ZM160 240H162L164 243L165 242H168V246H166L167 248H165V245H163L162 243L163 242H160L161 244H159V242L157 243V241H160ZM171 240V241H170ZM196 240V241H195ZM203 240H204V242H203ZM245 240V241H244ZM263 240V241H262ZM156 241V242H155ZM170 241V242H169ZM178 241V242H177ZM195 241V246L194 247H192L193 246V242ZM215 241V242H214ZM222 241L225 243H222ZM240 241V240H239ZM252 241H250V242H252ZM253 241V242H254ZM150 242H151V244H150ZM155 242V243H154ZM171 242H173V243H171ZM199 242V241H198ZM208 242H209V244H208ZM216 242H217V244H216ZM137 243V245L135 246V244ZM140 243V244H139ZM152 243H153V245H152ZM157 243V244H156ZM232 243H234V242H232ZM231 243V244H232ZM150 244V245H149ZM175 244V245H174ZM224 244V245H223ZM230 244V243H229ZM236 243H234V244H232L233 246H235L234 248H237L238 246H237V244L235 245ZM243 244V243H242ZM138 245H141V246H138ZM145 245V246H144ZM154 245H157V246H154ZM164 247V248H162V246ZM171 245V246H170ZM173 245V246H172ZM223 245V246H222ZM228 245V244H227ZM232 245H230L231 247V249L233 248L232 247ZM203 246V247H202ZM223 247V251L221 250V247ZM237 246V247H236ZM254 246H255V244H254ZM135 247H136V249H135ZM144 247V248H143ZM172 247V248H171ZM202 247V249H200ZM139 248H141V249H139ZM150 248V249H149ZM155 248V249H154ZM178 248V249H177ZM194 248V249H193ZM195 248H196V250H195ZM209 248H207L206 250H208V251H210L209 250ZM227 248V247H226ZM144 249V250H143ZM166 249H168V250H166ZM190 249H193L194 251H191V253H190ZM198 249V250H197ZM159 250V251H158ZM165 252H164V251ZM182 252H181V251ZM118 252H116V253H119V255H117L119 258H122V252L120 253V251L119 250H117ZM143 251V252H142ZM155 251H156V253H155ZM160 252V253H158V252ZM178 251V252H177ZM185 251V252H184ZM187 251V252H186ZM211 251H213V250H211ZM216 251L214 252H207V253H210L209 255H208V258H210V259H208L210 262L208 263L207 262V259L205 258L204 260H203V262L201 261L200 263H198V264H202V263H204V262H207L208 264H214L213 262H212V255H214V254H217V256H219L220 255V253H216ZM232 251H233V253L237 256V255H240V253H238V252H235L234 251V249H232ZM240 252H241V250H239ZM260 251L258 250V252L260 253ZM138 252V253H137ZM145 252V253H144ZM189 252V253H188ZM229 252H231V250L229 251ZM142 253V254H141ZM153 253V254H152ZM161 253H162V255H161ZM168 253V254H167ZM173 253H174V255H176L175 257H174V255H173ZM176 253V254H175ZM177 253H179V256H177L178 254ZM182 253H183V255H182ZM212 253H214V254H212ZM238 253V254H237ZM260 253V254H261ZM145 254V255H144ZM147 254H149L150 256H148L147 257ZM156 254V255H155ZM160 254V255H159ZM164 254V255H163ZM184 254H185V256H187V258H185L186 260H184ZM187 254V255H186ZM219 254V255H218ZM233 254V255H234ZM154 255V256H153ZM166 255V256H165ZM171 257V258H167V257H169V256ZM173 256V258H172V256ZM180 255H182V256H180ZM195 256L194 257H197L196 256V253L194 254ZM211 255V256H210ZM234 255V257H236ZM210 256V257H209ZM227 256V260H229L228 258V255H225L224 257H222V258H225ZM261 256L262 257H264L263 256V254H261ZM124 257V256H123ZM142 257V258H141ZM152 257H153V259H152ZM162 257V258H161ZM178 258V260H175V258ZM198 257H197V259L196 258H193L194 260V262L192 263V264H196L197 262V260H198ZM207 257V256H206ZM239 258L241 257V256H238ZM261 257V258H262ZM151 258V259H150ZM165 258V259H164ZM182 258V259H181ZM156 260V262H155V260ZM168 259H169V261H168ZM196 259V260H195ZM226 259V258H225ZM224 259V260H225ZM242 258H240V261L242 262V260H241ZM160 260V261H159ZM175 260V261H174ZM180 260V261H179ZM182 260V261H181ZM221 260H223V259H221ZM245 260V259H244ZM244 260H243V262H242V264L244 263ZM262 260H263V258H262ZM143 261V262H142ZM157 261H159V262H157ZM166 263H165V262ZM171 261H173V262H171ZM171 262V263H170ZM177 262V263H176ZM228 261H225V263H227ZM206 263V264H207ZM189 264H191V262H189ZM227 264H229V263H227ZM231 264V263H230ZM261 264H264L263 263V261L261 262Z\"/></svg>", "mask_w": 264, "mask_h": 264}, {"label": "bare ground", "instance_id": "2", "mask_svg": "<svg viewBox=\"0 0 264 264\" xmlns=\"http://www.w3.org/2000/svg\"><path fill=\"white\" fill-rule=\"evenodd\" d=\"M69 1V0H68ZM67 1V2H68ZM135 1V4H133L134 2H133V0H132V4L134 5V6H131V9H130V5H129V3H128V0H73V14H69L67 11V14L65 15V13H64V15L66 16V17H64V20H63V18H61L65 23V26H66V28L64 29V30H62L63 31V35H65V36H63V37H66L67 39H66V48H65V50H67V52H68V49H70V47H73V52H75V53H73V54H71V55H69L70 57H72V59H73V65H74V67L75 66H77L76 68H78L79 70H77V72L75 71V73H77V75L73 72V75L74 76H76V79L75 80H77L74 84L75 85H77L76 83L78 82V85H79V87H77V88H79L78 90L81 92V90H80V88L82 89V91H86V94H88L89 93V91H92L93 93H94V96L92 95V93L90 94V99H94V100H96V98H100V96H99V94L100 93H96V91L98 92L99 90H100V88H103L104 87V85H105V87H106V83L105 84H103L102 85V87H100L99 88V85H100V83H98L99 82V80H101L100 78H106V80H103L104 82L106 81V82H109L110 83V85L108 84V86L109 87H107V88H105L106 90H108L109 91V93H111L112 95H110V97L108 96L109 94H108V92L106 93V94H104L103 96H105V95H107L109 98H112V99H109V98H107V101L106 102H102L103 104H102V106L103 107H105V109L103 108V110H105L104 111V113L102 112V106L101 105H98V106H101L100 108L101 109H99V110H101L100 112H102V116H100V113H99V111H98V113H96L95 112V110L97 109V108H99L98 106H97V104L98 103H100L99 101L101 100V99H97L98 100V102H97V104H95L96 106H97V108H95L96 106L93 104V106H92V104H90V106H87V108H89L90 107V110H91V108L93 109V111H89L90 113H88V112H86L85 114L87 115V117H84V110H85V108H86V106H84V104H86V103H84V101H85V99L86 98H84V101H83V103L80 101L81 99L83 100V97H84V94L81 96V98H78V99H80V100H78L77 99V97H78V95L77 96H74L78 101H80V104L82 103L83 105H81V106H79L80 107V109L77 111L76 109L74 110V111H76V114L75 115H73V122L72 123H74V124H76V127L75 126H73V132L76 134V135H73V143H74V145L71 143V142H69V141H66V142H68V144H72L73 145V148L71 147V145H70V147L72 148V153L74 154V152H77V154H75V155H73L72 157H73V159L72 158H65V161L66 162H68L67 164H69V165H66L65 163L66 162H62L63 164H65V166H61V168H62V170H64L63 172H62V175L60 176L59 174H57V172L58 173H61L60 172V169L61 168H59V167H57V168H59V170L57 171V169H54L55 171H57V172H54L53 171V169H52V166H51V164H49V161L51 160V158H52V155L50 154L49 155V152H51L52 151V149H48V148H50V147H52V146H54V145H50L49 147H48V145L50 144V142L52 141L53 142V140H52V138H51V140H48V138L46 137V135L48 134V131L47 132H45V129H44V125H43V127H42V124H43V121L46 119H48L49 118V116L48 115H46L45 114V110H41V112H40V117L38 116V118H34L35 120H33L31 117H33L32 116V112H31V109L33 108V109H35V110H38V107H34L35 105H33L34 104V101H36V99H34V101H33V103H31L32 101L30 100L32 97H33V95H32V93H30L31 92V90H30V92L27 90V88H26V84H24V85H26L25 87H23L24 85L23 84H21V88H19L20 86H19V83H22V82H17L18 80H17V78L18 77H21V74L23 75V73H22V70L19 72V73H17L18 72V70L16 71V73H14V74H10V72H9V68H7L9 65L7 64L6 65V63H5V61L3 62V61H1L0 60V73H2V76L1 77H3V78H5V80L7 81H3L2 79L0 80V83L2 82V83H4L6 86L7 85H10V87H16L17 85V83H18V88H14V91L16 92V94H18V95H15V96H18V98L16 97V98H14V97H12V98H14V99H12L11 97H10V95L8 94V93H10V92H8V90H10V89H6V91L8 92L7 94L9 95V97L7 98V100H5L4 101V99L3 100H1V102H0V120H1V124L0 125H2L3 126V128H4V130H3V128H2V126H0L1 127V129L3 130H0L1 132L0 133H4L5 131V133L3 134V137L5 136V138H7V142H6V139L5 138H3L2 137V135L0 136V138L2 137L3 139H5V141L3 140V141H1L0 140V264H142L141 263V261H140V259H139V257H138V255H136L135 254V250L132 248V247H134V246H132L131 247V244L127 241V239H126V236L125 235H127V234H124V232L123 231H125V230H123L124 228H122L123 227V225H124V223L126 222V221H128L129 220V222H130V224H132V222L131 221H142V220H144V218L142 219V215L140 216V217H138L137 215H139V213L138 212H135L136 211V209H134V208H136V207H134V206H136V205H134L133 203L135 202V200L136 199H134L133 201V203H132V201H131V204H133L134 206H131V205H129V199H128V197H129V195H128V193H132V192H129L130 190H127V188H126V186H129V185H127L126 183H128V182H126V183H124L123 182V180L122 179H124V178H122V175L125 173H123V174H117L116 173V170L117 169H119L120 168V163L119 164H117L115 161H113L112 160V162H113V164H114V166H112L111 165V163L112 162H109V161H111V160H109L108 161V156H113L112 155V153H114V158L113 159H118L119 158V152L120 151H117V149H116V153H115V149L113 150V147H114V145L115 144H117L116 142H115V140H116V138H117V132H119L120 131V129L122 128L123 129V127H120L121 125H120V123H119V125H117L115 122H119L120 120H115V122H113L112 120H111V116L110 115H113V114H111V109H110V107H112L114 110H115V108H117L118 109V111H123L122 109H123V104L121 103V96H123V95H121V93H119V88H117V86L119 85L118 83H119V81L122 79V77H123V75L124 76H126V74H127V80H124L125 78H123L122 80H124L123 82H125V83H122V84H125V85H127V84H129L130 82H128L129 80H132L131 78H129V76L131 75V74H135V76L137 75L136 73L138 72H136V73H134V69H137L138 67H140V66H138L137 68H136V66H134L133 64H132V62H131V54H134V52H135V48H134V46H136L137 45V43L134 45V44H130L131 43V41L129 40L130 38V35H132V34H130V32L132 31L131 30V28H132V24H131V18H134V19H132V20H134V21H132V23L134 22H137L138 24H140V25H142L141 27L143 28H140V25L138 26L140 29H142L143 30V35H145V43H146V45H145V47H143L144 49V51H145V53H146V56L144 55L145 53H144V51L142 50V52L144 53L143 55L145 56V58H144V60H147V64H148V69H145V67H144V69H145V71H147V70H149L150 68L151 69H153L154 68V70L156 71V72H158V70L159 69H157V68H160V69H162V71L161 70H159V72H158V76H161V78H163L164 76H165V74L163 75H160L159 73L160 72H162L163 73V68H165L166 70L168 69L169 71H170V73L169 74H171V76H175L174 78H175V80L177 79V82L176 83H179L178 81H180V79H181V77L183 76V73H184V75L186 74L188 77L191 75L192 77L193 76H195V75H192V71L196 68V69H199V70H201L200 68H201V65L199 64V63H197V60H196V65L198 64V65H200V66H196L195 64H191L192 62H189L191 65H189L188 64V62H185V60H183L186 64H184V62L182 61V59H184L185 57H187L188 55H187V53H184L185 51H186V48L188 49V54H193V52L195 51V50H197V52L198 51H201L202 52V50H200V49H197L198 47L196 46V44H197V42L199 43V41L198 40H196V39H194L195 41H197V42H195L194 41V43H195V46H194V44H193V46L194 47H196V49H194V51L193 52H190V50L192 49L191 48V46H192V44H189L190 46H188V45H186L184 48L181 46L180 48H183V50H185L184 52L182 51V50H180V49H178L177 47H179V46H175V45H179L178 43L177 44H174V43H176V41L178 42V39H179V42L180 41H182L183 40V42H184V40L187 42H189L190 43V41L189 40H187L186 38L185 39H181L180 40V37L181 36H178V37H176L175 36V39L176 38H178L177 40H175L174 39V37H173V35H171V31L170 30H172L173 31V26L179 21H177L176 22V20L174 21V19H175V15H178V16H180V17H178L179 19H180V21H181V24L183 25L184 24V27L186 26L185 25V23H187V21H189L190 20V22H191V19H190V16L192 17H194V15H197V14H195V13H192L191 11V13L193 14H191V13H189L190 14V16L188 17L187 15V13H185V12H187V10L186 9H188V8H191V7H188V5H189V2L191 1H189V0H134ZM205 1V0H204ZM203 1V2H204ZM207 1V0H206ZM209 1V0H208ZM211 1V0H210ZM222 1V0H221ZM225 2H223V3H225V5H226V3H227V5H228V3H229V1L230 0H224ZM232 1V0H231ZM235 0H233L232 1V3L234 2ZM248 2H252V3H250V4H252L253 5V1L254 0H247ZM257 1V0H256ZM256 1H254L255 3H256ZM260 1V0H259ZM259 1H257V2H259ZM70 2V1H69ZM69 2H68V4H69ZM72 2V1H71ZM185 2H188V3H186V6H185ZM191 2H195V3H199V4H201L202 3V1L201 0H193V1H191ZM214 2H215V0H214ZM216 2H217V0H216ZM243 2H244V0H243ZM242 1H241V4L243 3ZM195 3H193V5H196ZM208 2H206V4H207ZM211 3V2H210ZM209 3V4H210ZM231 3V5L233 6V11H235V6L233 5V4H235L236 5V3L238 4V5H236V7L238 6H241V5H239V0L238 1H236V2H234L233 4ZM255 3H254V5H255ZM261 3V2H260ZM95 4H96V6H95ZM191 4V3H190ZM199 4H197V6H203V7H206L205 5L206 4H201V5H199ZM211 4H213V3H211ZM210 4V5H211ZM215 4V3H214ZM213 4V6L215 7L216 5H214ZM222 4V3H221ZM230 4V3H229ZM220 5V4H219ZM227 5H226V8H228L229 7V5H228V7H227ZM249 5V4H248ZM261 5V4H260ZM96 8H95V7ZM196 6V7H197ZM223 6H224V4H223ZM245 7V3H243L242 4V6H241V8L242 7ZM256 6V5H255ZM258 6V5H257ZM256 6V7H257ZM188 7V8H187ZM217 7V6H216ZM237 7V8H238ZM243 7V9H242V12L239 10V12H241V13H243V11L244 12H246L245 13V15L246 14H248L247 12H248V10L247 9H249L250 10V7H251V9H252V6H247V3H246V7L247 8H244ZM254 7V6H253ZM93 8H95V11H93ZM195 8V7H194ZM211 8V7H210ZM221 8V7H220ZM223 8V7H222ZM221 8V9H222ZM230 8V7H229ZM262 8H264L263 6H262ZM262 8H260V9H262ZM192 9H193V7H192ZM199 9V8H198ZM197 9V10H198ZM203 9V8H202ZM207 9V7L205 8V10ZM224 9V8H223ZM239 9V8H238ZM244 9H246L247 11H245ZM254 9H256V8H254ZM260 9L259 10H257V13H259L260 12ZM189 10V9H188ZM194 10V9H193ZM216 10V12H217V9H215ZM225 10V9H224ZM228 10V9H227ZM231 11H232V7H231V9H230ZM253 10V9H252ZM252 10H251V13H253L252 12ZM256 10H255V12H256ZM201 11V10H200ZM203 11H204V9H203ZM218 11H220V12H218V13H216V12H213L214 14L216 13V15L218 14V16L220 17H222V10H219L218 9ZM231 11H229V12H231ZM233 11H232V13H233ZM259 11V12H258ZM264 11V10H263ZM194 12H196L197 13V11H194ZM224 12H228V11H224ZM228 12V13H229ZM239 12L237 11V13H238V15H240L241 16V14H239ZM206 13H208V11L206 12ZM237 13H235V14H237ZM251 13H249V14H251ZM221 14V15H220ZM230 15H231V13H229ZM234 13L230 16V15H227V16H230L231 17V21H228L227 20V18L225 17L224 18V20L223 19H221L223 22L225 21V23L228 21V23L229 22H233L232 23V26H234V28H231L232 29V34H233V32H234V30H236V34H234V36L235 37H237L236 39H238L239 40V42H238V40H237V43L238 44H240V42H241V44L245 47V48H247V44L249 43V45H251L250 44V42L252 41H250V40H248V42H247V40H244V38L248 35L247 33L249 32V33H251L250 31H251V29L250 28H252V23H251V26H250V28L249 27H247V26H249L248 24H247V26H246V23H248V21L249 20H247V22L245 23V20L247 19V18H250V17H246V18H244L243 16H241V17H243V19L242 18H239L238 17V15L236 16ZM248 14V15H249ZM247 15V16H248ZM252 15V14H251ZM250 15V16H251ZM254 15H255V13H254ZM259 15H260V13H259ZM263 15V14H262ZM61 16V15H60ZM133 16H135V17H133ZM199 16V15H198ZM203 16V15H202ZM215 16V15H214ZM224 16V15H223ZM217 17V16H216ZM219 17H217V18H219ZM251 17H253V16H251ZM264 17V16H263ZM262 17V18H263ZM189 18V20H187ZM195 18V17H194ZM199 18H201V16L199 17ZM204 18V17H203ZM209 18V17H208ZM256 18H257V16H256ZM255 18V20H257ZM261 18V17H260ZM261 18V19H262ZM227 21H226V20ZM238 19L239 20H241L242 21V23L244 22L245 23V25H243L242 23V25L240 24V23H237L238 22ZM245 19V20H244ZM253 19V18H252ZM193 20H195V19H192V21ZM206 20V19H205ZM209 20V19H208ZM213 20V19H212ZM254 20V19H253ZM264 20V19H263ZM174 21V22H173ZM180 21L178 22V23H180ZM197 21V20H196ZM203 21V20H202ZM210 21V20H209ZM214 21V20H213ZM240 21V22H241ZM258 21V20H257ZM261 21V20H260ZM101 22H106L107 23V28H105V30L104 29H100V28H102V25L103 24H101ZM189 22V23H190ZM199 22V21H198ZM222 22V23H223ZM251 22H252V20H251ZM62 23V22H61ZM133 23V24H134ZM188 23V24H189ZM201 23V22H200ZM199 23V25H201ZM207 23V22H206ZM253 23H254V21H253ZM259 23V22H258ZM100 24H101V27H100ZM105 24V23H104ZM188 24H187V26L186 27H188ZM190 24H192V23H190ZM189 24V26H191ZM195 24V26L197 25L196 24V22L194 23ZM220 24V23H219ZM234 24V25H233ZM249 24H250V22H249ZM255 24H257L256 22H255ZM261 24V23H260ZM259 24V25H260ZM178 25V24H177ZM210 25V24H209ZM212 25V24H211ZM224 25V24H223ZM226 25V24H225ZM231 25V24H230ZM240 25H241V27H243V29L240 27ZM259 25H257V26H259ZM134 26V25H133ZM198 26V25H197ZM231 26V27H232ZM247 27V29H250L249 31L247 30V33H246V29H245V27ZM261 26V25H260ZM137 27V26H136ZM170 27L172 28V29H170ZM175 27V26H174ZM177 27V30H178V27H180V25L179 26H176ZM181 27H183V26H181ZM180 27V31H179V33H178V31L176 32V33H178L179 35H181V33H182V31L184 30H186V28H184L183 27V30H182V28ZM199 27V26H198ZM202 27V26H201ZM214 27V26H213ZM220 27V26H219ZM226 27H229V26H226ZM138 28V29H139ZM206 28H208V27H206ZM218 28V27H217ZM216 28V29H217ZM223 28V27H222ZM230 28V27H229ZM43 29V28H42ZM136 29V28H135ZM137 29V30H138ZM174 29H176V28H174ZM188 29V28H187ZM192 29H194V28H192V27H190L187 31H189V33H191L193 30ZM196 29H199V28H196ZM196 29H194V30H196ZM203 29V28H202ZM242 29V30H241ZM245 29V30H244ZM23 30V29H22ZM45 30V29H44ZM102 30V31H101ZM161 30H162V32H161ZM168 30L170 31V32H168ZM190 30H192L191 32H190ZM219 30V29H218ZM222 30V29H221ZM245 31V32H241V31ZM262 30H263V28H262ZM261 30V31H262ZM99 31H101V32H99ZM135 31V30H134ZM134 31H132V32H134ZM175 31V30H174ZM183 31V32H184ZM185 32V36L187 35L188 36V32ZM201 31V30H200ZM212 31V30H211ZM220 31V30H219ZM255 30L253 29V32H254ZM44 32V31H43ZM46 32V31H45ZM181 32V33H180ZM194 32H196V31H194ZM194 32H192L191 34H193V35H195L194 34ZM198 32V31H197ZM205 32V31H204ZM213 32V31H212ZM224 32H227L226 30L224 31ZM137 33V32H136ZM141 33V32H140ZM140 33H138L139 35H140ZM164 33V35L165 34H169V35H171L170 37H171V39L173 38V40H175V42H173V40L171 41L170 40V37H169V39L168 40H170V45H166L167 46V50H166V46H164L165 45V42H162L163 40L165 41V39H163L161 36H163V35H161V34H163ZM174 33V32H173ZM206 33V32H205ZM204 33V34H205ZM222 33V32H221ZM264 33V32H263ZM130 34V35H129ZM190 34V35H191ZM203 34V33H202ZM208 34V33H207ZM216 34H218V33H216ZM226 34V33H225ZM245 34H246V36H245ZM46 35V34H45ZM48 35V34H47ZM133 35H135V34H133ZM133 35H132V37H133ZM137 35V34H136ZM142 35V34H141ZM142 35V36H143ZM167 35H165V36H167ZM175 35V34H174ZM177 35V34H176ZM197 35V34H196ZM201 35V34H200ZM223 35H224V33H223ZM227 36H228V34H226ZM225 35V36H226ZM230 35V34H229ZM245 37H244V36ZM102 36V37H101ZM142 36H140V37H142ZM165 36H164V38H165ZM182 36H184V34H182ZM186 36V37H187ZM203 35H201L200 37H202ZM208 36V35H207ZM210 36V35H209ZM211 36H213V35H211ZM218 36V35H217ZM225 36H221V38L223 37V41H227L228 40V38H227V40H226V38H225V40H224V37ZM233 36V37H234ZM253 36V35H252ZM263 36V35H262ZM44 37V36H43ZM42 37V38H43ZM189 37V38H188ZM187 38L188 39H190V36H188ZM195 37V36H194ZM199 37V36H198ZM206 37V36H205ZM204 37V38H205ZM216 37V36H215ZM62 38V37H61ZM163 40H162V39ZM166 38H168V37H166ZM192 38V37H191ZM195 38H197V37H195ZM207 38L208 37H206V40L205 41H210V40H207ZM217 38V37H216ZM247 38H250V37H247ZM246 38V39H247ZM260 38H262V37H260ZM41 39V38H40ZM63 39H65V38H63ZM199 39V38H198ZM201 39H203V38H201ZM201 39H200V41H201ZM218 39V38H217ZM256 39V38H255ZM263 39V38H262ZM15 40V39H14ZM43 40V39H42ZM47 40V39H46ZM142 40V39H141ZM168 40H166V41H168ZM215 40V39H214ZM230 40V39H229ZM229 40H228V42L227 43H231V42H229ZM45 41V40H44ZM133 41H134V39H133ZM132 41V42H133ZM136 41V40H135ZM135 41H134V43H135ZM204 41V42H205ZM221 41V40H220ZM233 41V40H232ZM245 41V42H244ZM250 41V42H249ZM256 41V40H255ZM254 41V42H255ZM259 40H257V42H258ZM260 41H261V39H260ZM47 42H49V41H47ZM46 42V43H47ZM142 42V41H141ZM140 42V44H142ZM186 42L184 43V44H186ZM203 42V43H204ZM211 42V41H210ZM214 42V41H213ZM246 42H247V44H246ZM262 43H263V41H261ZM25 43V42H24ZM164 43V44H163ZM166 43H168V42H166ZM201 43H202V41L200 42V44L199 45H201ZM225 44L226 42H221V45L223 46V44ZM227 43H226V46L225 47H228L227 46ZM260 43V42H259ZM261 43V44H262ZM23 44V43H22ZM144 44V43H143ZM207 44H208V42H207ZM210 44V43H209ZM216 44V43H215ZM219 44V43H218ZM228 44V45H229ZM232 44V43H231ZM234 44H235V42H234ZM234 44L233 45H231V46H234ZM252 44H253V41H252ZM255 44V43H254ZM24 45V44H23ZM47 45V44H46ZM65 45V44H64ZM134 45V46H133ZM150 45H151V47H152V49H153V53H155V55H160V56H158V57H161V56H163V55H161V54H164V56H165V59H164V61H165V66L164 67H162L161 66V64H164V63H159V62H164L163 61V58H162V60L160 61V59L156 56V58H158L157 60H154L153 59V57H154V54H152V57L150 56V54H149V47H150ZM198 45V46H199ZM203 45V44H202ZM202 45L201 46H199L200 48L202 47ZM206 45V44H205ZM214 45V44H213ZM220 45V46H221ZM248 45V46H249ZM22 46V45H21ZM28 46V45H27ZM35 46H37V45H35ZM48 46V45H47ZM192 46V47H193ZM204 46V45H203ZM236 46H237V44H236ZM252 46H254V45H251V47ZM257 45L255 44V47H253V48H257L256 47ZM260 46V45H259ZM262 46V45H261ZM260 46V47H261ZM264 46V45H263ZM19 47V46H18ZM208 47V50H209V46H207ZM214 47V46H213ZM219 47V46H218ZM229 47H230V45H229ZM228 47V48H229ZM235 47V46H234ZM239 47V46H238ZM238 47L236 48V49H238ZM244 47H242L243 48V50H242V54L243 53H245L246 54V56H245V54H243V55H240V56H242L243 58V60L245 61V63L246 62H248V64H252V62H250L249 63V60L251 59L250 57H249V54H252V58L254 59V58H256L255 56H253V55H255V52H252V53H249L248 54V52H250V51H248V52H243L244 51ZM250 47V46H249ZM250 47V48H251ZM42 47H40V49H41ZM215 48V47H214ZM213 48V49H214ZM221 48V47H220ZM225 51H226V48H224V46L222 47ZM227 48V49H228ZM233 48V47H232ZM232 48H230L229 50H227L228 52H229V54H231L230 53V51H232L231 49ZM240 48V47H239ZM249 48V50H251ZM16 49V48H15ZM20 49H21V51L20 50H18V53H21V52H23V50H22V48L20 47ZM38 49H39V47H38ZM72 49V48H71ZM104 49L106 50V51H104ZM141 48H139V50H140ZM203 49V48H202ZM218 49V48H217ZM235 49V48H234ZM248 49V48H247ZM49 50V49H48ZM137 50V49H136ZM151 50V49H150ZM182 51L184 54V56H182V55H180V54H182V53H180L179 54V51ZM205 50H207L206 48H205ZM207 50V51H208ZM222 50V49H221ZM239 50V49H238ZM256 50H258V49H256ZM259 50H260V48H259ZM258 50V51H259ZM15 51V50H14ZM16 51H17V49H16ZM20 51V52H19ZM40 51V50H39ZM38 51V52H39ZM46 51V50H45ZM45 51H43V52H45ZM223 51V50H222ZM225 51H223L224 52V54H225ZM235 51V50H234ZM234 51H233V53H234ZM237 51V50H236ZM235 51V52H236ZM245 51H246V49H245ZM253 51V50H252ZM13 52V51H12ZM43 52H41V53H43ZM47 52V51H46ZM67 52H65L64 51V53H65V55L64 56H66V54H67V56H68V54L69 53H67ZM70 52V51H69ZM141 52V51H140ZM197 52H195V54L197 53ZM204 52V51H203ZM210 54H209V53ZM208 52H206L205 51V53H208L207 55H209V56H207V55H205V56H207V57H211L212 56V52L213 51H208ZM216 52V51H215ZM238 52V51H237ZM236 52V54H238ZM6 53V52H5ZM11 53V52H10ZM15 53V52H14ZM18 53H16V54H18ZM27 53V52H26ZM26 53H22V55L24 56V54H26ZM71 53V52H70ZM136 53V52H135ZM150 53H152V51L150 52ZM198 53H200V52H198ZM221 53V52H220ZM257 53V52H256ZM259 53H262V52H259ZM258 53V54H259ZM3 54H4V52H3ZM34 54H36V52L34 53ZM189 55V57H191V60H193V61H195V59L193 58L192 59V57L195 55V54H193V55ZM201 54V53H200ZM204 54V53H203ZM214 54V53H213ZM228 54V53H227ZM229 54H228V56H229ZM240 54H241V51H240ZM248 54V55H247ZM2 55V54H1ZM0 55V57H1V59L2 58H4V56H5V54L3 55V56H1ZM11 55H12V53H11ZM105 56V58H104V56ZM136 55V54H135ZM134 55V56H135ZM198 55V54H197ZM217 55H219V54H217ZM216 55V56H217ZM223 55V54H222ZM226 55V54H225ZM232 55V54H231ZM239 55V54H238ZM237 55V56H238ZM261 55V54H260ZM259 55V56H260ZM37 56V55H36ZM35 56V57H36ZM41 56V55H40ZM106 56H107V58H106ZM138 56V55H137ZM200 56H202V54L200 55ZM199 56V57H200ZM204 56V57H205ZM213 56H215V54L213 55ZM233 56V55H232ZM234 56H236L235 55V53H234ZM236 56V57H237ZM240 56H239V59H241L240 58ZM248 56V57H247ZM257 56V55H256ZM264 56V55H263ZM262 56V59L264 58ZM6 57V56H5ZM7 57L9 58V56H8V54H7ZM11 57V56H10ZM13 57V56H12ZM11 57V58H12ZM19 57V56H18ZM180 57H181V59H180ZM182 57H184V58H182ZM199 57L197 56V58L199 59ZM206 57V60H208V58ZM221 57V56H220ZM246 57L247 58H250V59H247L248 61H246ZM21 59H23L22 57H20ZM69 58V57H68ZM100 58L102 59L103 58V60L105 59V62L103 63V61L100 63ZM155 58V59H156ZM196 58V59H197ZM201 58V57H200ZM203 58V57H202ZM212 58V57H211ZM216 58H219V57H216ZM215 58V59H216ZM233 58V57H232ZM10 59V58H9ZM13 59V58H12ZM17 59V58H16ZM72 59H70V60H72ZM188 59V58H187ZM187 59H186V61H187ZM190 59V58H189ZM228 59V58H227ZM231 58H230V56H229V60H230ZM236 59H238V58H236ZM253 59H251V60H253ZM260 59H261V57H260ZM260 59H259V61H260ZM2 60H4V59H2ZM8 60V59H7ZM63 60H66V58L65 59H63ZM135 60H136V58H135ZM141 60V59H140ZM143 60V59H142ZM202 60V62H200V63H204V67H205V60L203 61V59H201ZM200 60V61H201ZM232 60V59H231ZM230 60V61H231ZM250 60V61H251ZM14 61V60H13ZM13 61H11V62H13ZM15 61H17L18 62V60H15ZM21 61V60H20ZM24 61V60H23ZM99 61V62H98ZM154 61H156L158 64L156 65V62H154ZM188 61H190V60H188ZM199 61V60H198ZM213 61V60H212ZM218 61V60H217ZM220 61V60H219ZM228 61V60H227ZM228 61V63H230L231 64V62H232V65H233V67H237V66H235L234 65V61ZM238 61V60H237ZM254 61H256V59H254ZM262 61L264 62V60H261V64H262ZM1 62H3V63H1ZM7 62V61H6ZM10 62V63H11ZM17 62H15V63H17ZM68 62V61H67ZM72 62H71V66H72ZM90 62H94L95 64L96 63H99V64H102L103 63V65L105 66V69H101L100 67V69L102 70V73H101V70H99V79L97 80V76H98V73H97V75H96V73H95V70H93V68L95 67L96 68V65L94 66V67H92V70L93 71H91L90 72V70H89V66H90ZM139 62V61H138ZM145 62V61H144ZM143 62V63H144ZM206 62H208L206 65H209V63L211 62V59L209 58V60L208 61H206ZM214 62V61H213ZM213 62H211V63H213ZM224 62H226L225 60H224ZM236 62V61H235ZM238 62H240V61H238ZM8 63V62H7ZM66 63V62H65ZM68 63H70V61L68 62ZM133 63H135V61H133ZM222 63H223V61H222ZM255 63H257V62H255ZM12 64V63H11ZM20 64V63H19ZM63 64V63H62ZM76 64V65H75ZM128 64H132V66H134L133 68L131 67L130 68V66H128ZM138 64V63H137ZM136 64V65H137ZM140 64V63H139ZM145 64V63H144ZM160 64V65H159ZM187 64H188V66L190 67V69L193 67V65H195L193 68V70L191 71V70H188V66H187ZM213 64H215V62L213 63ZM219 64V63H218ZM217 64V65H218ZM225 64V63H224ZM236 65H238L237 63H235ZM240 64H241V62H240ZM244 64V63H243ZM23 65V64H22ZM67 64H65V66H66ZM126 65L128 66V68H130V70H132L131 72V74L128 76V73H126L125 71H127L126 70ZM159 65V66H158ZM184 65H186V67L184 66ZM17 66V65H16ZM67 66H69V65H67ZM70 66V67H71ZM99 66H101L102 67V65H99ZM142 66V65H141ZM156 66H158L157 68H156ZM212 66L213 65H211V67L209 68L208 66H206V68L208 67L209 69V71L206 69V68H204L203 67V69H205V70H207L206 72L208 73L207 75H209L210 74V72L212 71L211 70V68H212ZM215 66V65H214ZM219 66V65H218ZM221 66V65H220ZM227 66V65H226ZM244 66V65H243ZM249 66V65H248ZM251 66H254V65H251ZM255 66H257V65H255ZM261 66H263V65H261ZM22 67V66H21ZM64 67V66H63ZM97 67H98V65H97ZM186 68V73H185V69L183 70V68ZM188 67V68H187ZM198 67H200V68H198ZM216 67V66H215ZM224 67V66H223ZM222 67V68H223ZM246 67V66H245ZM258 67V66H257ZM259 67H260V65H259ZM11 68V67H10ZM23 68V67H22ZM44 69H45V67H43ZM65 68V67H64ZM102 68H104V67H102ZM157 70H156V69ZM230 68V67H229ZM247 68V67H246ZM251 68V67H250ZM24 69V68H23ZM66 69H67V67H66ZM75 69V68H74ZM73 69V70H74ZM143 69V68H142ZM150 69V70H151ZM181 69H182V72L183 73H181ZM213 69H214V71H213V73L214 72H217V71H215L216 70V68H214L213 67ZM218 69V68H217ZM220 69V68H219ZM228 69V68H227ZM238 69V68H237ZM20 70V69H19ZM42 70V69H41ZM76 70V69H75ZM98 70V69H97ZM134 70V71H133ZM165 70V72H166V74H167V72L168 71H166ZM211 70V71H210ZM226 70V69H225ZM231 70V69H230ZM251 70V69H250ZM253 70V69H252ZM255 70V69H254ZM25 71H26V69H25ZM24 71V72H25ZM145 71H143V72H145ZM196 71V70H195ZM204 70H202V72H203ZM219 71V70H218ZM221 71V70H220ZM229 71V70H228ZM238 71H239V69H238ZM237 71V72H238ZM240 71H242L241 69H240ZM41 72V71H40ZM44 72V71H43ZM92 72H94L93 74H92ZM96 72H98V71H96ZM129 73H130V71H128ZM141 72V71H140ZM164 72V73H165ZM224 72V71H223ZM244 72H246V71H244ZM249 72V71H248ZM91 73V74H90ZM126 73V74H125ZM146 73V72H145ZM152 73V72H151ZM191 73V74H190ZM212 73V74H213ZM222 73V72H221ZM220 73V74H221ZM16 74H18V75H20V76H17ZM69 74V73H68ZM147 74H148V71H147ZM146 74V75H147ZM149 74H150V72H149ZM182 74V75H181ZM189 74V75H188ZM195 74V73H194ZM198 74V73H197ZM237 74H240L239 72L237 73ZM9 75H10V77H11V75H16L17 76V78H15L14 80H16V82L13 80V82L11 81V80H9L8 79V77H9ZM45 75V74H44ZM94 75L96 76V78L94 77ZM139 75V74H138ZM141 75H143V74H141ZM157 75V74H156ZM168 75V74H167ZM167 75H166V78H167V80H168V77H167ZM214 75V74H213ZM217 75H219L218 74V72H217ZM15 76V77H16ZM23 76H27L26 74L25 75H23ZM74 76L73 77H71V78H73L74 79ZM134 76V77H135ZM148 76V75H147ZM150 77H148V80L151 78V74L149 75ZM155 76V75H154ZM206 76V75H205ZM222 76H224V75H222ZM227 76V75H226ZM230 75H228V77H229ZM240 76V75H239ZM0 77V78H1ZM28 77V76H27ZM68 77V76H67ZM130 77H132V75L130 76ZM134 77H132V78H134ZM140 77V76H139ZM170 77V76H169ZM207 77V76H206ZM215 77V76H214ZM225 77V76H224ZM233 77H235V76H233ZM237 77V76H236ZM235 77V78H236ZM246 77V76H245ZM13 78V77H12ZM23 78V81H25L24 79H27L26 77L24 78V77H21V79ZM39 78H41V77H39ZM147 78V77H146ZM156 78V77H155ZM165 78V79H166ZM174 78H172V80L174 79ZM184 78V76L182 77V79H181V81L182 80H184L185 78H186V76H185V78ZM209 78V77H208ZM207 78V79H208ZM211 78H212V76H211ZM218 78H219V76H218ZM220 78H221V75H220ZM226 78V77H225ZM231 78V77H230ZM19 79V81H22V80H20V78H18ZM68 79H69V77H68ZM164 79V80H165ZM210 79V78H209ZM214 79V78H213ZM212 79V80H213ZM216 79V78H215ZM240 79V78H239ZM28 80V79H27ZM27 80H26V82H27ZM74 80V81H75ZM96 80H97V82H96ZM121 80V81H122ZM139 80V79H138ZM140 80H142V79H140ZM145 80V79H144ZM151 80V79H150ZM155 80H158V79H155ZM174 80V81H175ZM186 80V79H185ZM223 80V79H222ZM71 81V80H70ZM103 81L101 80V83H103ZM220 81V80H219ZM66 82V81H65ZM118 82V83H117ZM128 82V83H127ZM146 83H147V81H145ZM164 82V81H163ZM167 82V81H166ZM172 81L170 80V83H171ZM184 82V81H183ZM182 82V83H183ZM197 82V81H196ZM226 82V81H225ZM235 82V81H234ZM239 82V81H238ZM6 83H8V84H6ZM13 83H16V84H13ZM98 83V84H97ZM135 83V82H134ZM136 83H138V81L136 82ZM156 83V82H155ZM154 83V84H155ZM161 83V82H160ZM194 83V82H193ZM199 83V82H198ZM198 83H197V87H198ZM211 83V82H210ZM68 84V83H67ZM153 84V83H152ZM167 84V83H166ZM168 84H169V82H168ZM171 84H173V83H171ZM185 84V83H184ZM202 84V83H201ZM204 84V83H203ZM223 84V83H222ZM5 85H2L1 84V86L3 87V86H5ZM64 85V84H63ZM70 85V84H69ZM69 85H66V86H69ZM77 85V86H78ZM96 85H98V88H97V86ZM121 85V84H120ZM124 85V86H125ZM142 85V84H141ZM148 85V84H147ZM151 85V84H150ZM163 85H164V87L165 86H167V85H165V83H163ZM170 85V84H169ZM176 85V84H175ZM179 85H181V83L179 84ZM233 85V84H232ZM31 86V85H30ZM65 86V85H64ZM101 86V85H100ZM132 85H130V87H131ZM138 86V85H137ZM136 86V87H137ZM154 86V85H153ZM158 86H159V83H158ZM182 86V85H181ZM181 86L180 87H178V88H180V89H182L181 88ZM185 86V85H184ZM200 86H202V85H200ZM204 86V85H203ZM202 86V87H203ZM213 86V85H212ZM1 87V88H2ZM74 87L75 86H73V90H74ZM129 87V86H128ZM126 88L127 90L129 89V88ZM133 87V86H132ZM160 87H161V85H160ZM171 88L170 89H172V86H170ZM186 87V86H185ZM189 87H191V86H189ZM224 87V86H223ZM233 87V86H232ZM231 87V88H232ZM6 88H8V87H6ZM163 88V87H162ZM177 88V87H176ZM184 88V87H183ZM192 88V87H191ZM206 88H207V86H206ZM205 88V89H206ZM214 88V87H213ZM229 88V87H228ZM239 88V87H238ZM29 89H31V88H29ZM40 89V88H39ZM70 89V88H69ZM98 89V90H97ZM105 89H101V93H103L104 92V90ZM124 89V88H123ZM153 89H155V88H153ZM163 89H165V88H163ZM167 89L168 88H166L165 90L167 91ZM170 89H169V91H170ZM185 89V88H184ZM183 89V90H184ZM193 89H194V87H193ZM208 89V88H207ZM218 89V88H217ZM221 89V88H220ZM225 89V88H224ZM33 90V89H32ZM67 90V89H66ZM75 90H77L76 89V87H75ZM75 90H74V92H73V94L75 93ZM122 90V89H121ZM173 90H175L174 88H173ZM182 90V91H183ZM192 90V89H191ZM199 90V89H198ZM227 90V89H226ZM2 91H3V89H2ZM4 91H5V88H4ZM4 91H3V93H4ZM11 91H12V88H11ZM135 91H136V89H135ZM141 91V90H140ZM176 91V90H175ZM185 91V90H184ZM188 91V90H187ZM200 91V90H199ZM202 91H203V89H202ZM208 91V90H207ZM221 91V90H220ZM224 91V90H223ZM13 92V91H12ZM11 92V93H12ZM80 92H78L77 91V93H79V94H82V92L80 93ZM88 92V93H87ZM106 92V91H105ZM104 92V93H105ZM122 92V91H121ZM130 92V91H129ZM134 92V91H133ZM138 92V91H137ZM144 92V91H143ZM172 92V91H171ZM181 92V91H180ZM204 92V91H203ZM209 92H210V90H209ZM215 92V91H214ZM0 93H1V90H0ZM14 93V92H13ZM67 93V92H66ZM69 93V92H68ZM96 93V94H95ZM145 93V92H144ZM166 93V92H165ZM170 93V92H169ZM179 93V92H178ZM182 93V92H181ZM193 93V92H192ZM199 93V92H198ZM202 93V92H201ZM217 93V92H216ZM222 93V92H221ZM6 93H5V96L7 95ZM123 94V93H122ZM125 94V93H124ZM133 94V93H132ZM132 94H130V95H132ZM142 94V93H141ZM208 95H209V97H210V94L209 93H207ZM215 94V93H214ZM12 95V94H11ZM14 95V94H13ZM99 97H98V96ZM168 95V94H167ZM177 95V94H176ZM179 95V94H178ZM208 95H206V96H208ZM217 95V94H216ZM2 96V98H3V94L1 95ZM1 96H0V98H1ZM28 96V97H27ZM29 96H30V98H29ZM35 96H37V95H35ZM102 96V94H101V97L102 98H104L103 100L105 101L106 100V98L105 97H103ZM127 96V95H126ZM140 96V95H139ZM175 96V95H174ZM173 96V97H174ZM195 96V95H194ZM86 97H88L89 98V95H87ZM169 97H171V96H169ZM176 97V96H175ZM188 97V96H187ZM186 97V98H187ZM196 97V96H195ZM209 97H208V99H209ZM1 98V99H2ZM6 98V97H5ZM35 98V97H34ZM73 98V97H72ZM75 98H73V99H75ZM172 98V97H171ZM177 98V97H176ZM192 98V97H191ZM75 99V100H76ZM90 99H86V101L88 100H90ZM130 99V98H129ZM138 99V98H137ZM181 99V98H180ZM189 99V98H188ZM204 99V98H203ZM109 100V101H108ZM110 100H113V104L110 102ZM194 100V99H193ZM192 100V101H193ZM244 100V102H245V99H243ZM77 101V102H78ZM85 101V102H86ZM87 101V102H88ZM130 101V100H129ZM135 101V100H134ZM190 101V100H189ZM198 101H200V99L198 100ZM37 102V101H36ZM91 102V101H90ZM90 102H88V103H90ZM94 102V101H93ZM108 102V103H107ZM125 102V101H124ZM123 102V103H124ZM127 102H128V100H127ZM185 102H186V100H185ZM204 102V101H203ZM210 102H212L211 100H210ZM247 102V101H246ZM14 103V104H13ZM87 103V104H88ZM177 103V102H176ZM184 103V102H183ZM194 103H196V102H194ZM206 103V102H205ZM209 103V102H208ZM14 106H13V105ZM37 104V103H36ZM79 104V103H78ZM110 104H112V105H110ZM187 104H189V103H187ZM191 104V103H190ZM202 103H200V105H201ZM211 104V103H210ZM247 104V103H246ZM89 105V104H88ZM182 105V104H181ZM248 105V104H247ZM115 106V107H114ZM128 106H130V105H128ZM134 106V105H133ZM135 106H137V105H135ZM134 106V107H135ZM185 106V105H184ZM184 106H181V107H183V110H182V112H184V111H186L187 109H188V107H187V109L185 110V107ZM197 106V105H196ZM203 106H204V104H203ZM215 106V105H214ZM78 107V106H77ZM78 107V108H79ZM178 107V106H177ZM198 107H201V106H198ZM207 107V106H206ZM83 108V109H82ZM191 108H193V107H191ZM197 108V107H196ZM205 108V107H204ZM208 108V107H207ZM40 109V108H39ZM180 109V108H179ZM208 109H210V110H212V105H209V108ZM87 110V109H86ZM98 110V109H97ZM180 110V111H181ZM194 110V109H193ZM192 110V111H193ZM209 110V111H210ZM73 111V112H74ZM113 111V110H112ZM188 111V110H187ZM197 110H195L194 112H196ZM83 112V113H82ZM120 112L118 113L120 116H121V114L124 112H122L121 114H120ZM213 112V111H212ZM71 113V112H70ZM113 113V112H112ZM83 114V117L81 116ZM129 114V113H128ZM188 114V113H187ZM192 114V113H191ZM196 114V113H195ZM200 114V113H199ZM67 115V114H66ZM71 116H72V114H71ZM117 116V115H116ZM123 116H124V114H123ZM186 116V115H185ZM189 116V115H188ZM213 116V115H212ZM35 117V116H34ZM83 119H82V118ZM202 117V120H204V121H206L207 123H206V125H202V128H204L203 126H205V128L204 129H201V128H199V133H200V137H201V139L202 140H208L207 142L209 143V144H207V145H209V154L208 155H210V157H212L213 158V160H214V162L216 163V164H220V161H222L223 162V160H221V155H220V153H219V151L217 152L216 151V149H214V148H212L211 146L213 145V144H211V146H210V141H211V143L213 142L211 139H210V136L213 134L212 133V130L215 128V126H216V124H215V126H214V123H217V122H215L214 120V118L212 117H206V115L204 114V116H201ZM123 118H125V117H123ZM59 120H60V118H58ZM113 119V118H112ZM28 121V129H27V127H25V123L26 122H24V121ZM52 120V119H51ZM69 120V119H68ZM77 120V122H74V121H76ZM125 120V119H124ZM123 120V121H124ZM210 120V121H209ZM24 123H23V122ZM53 121V120H52ZM52 121H50V122H52ZM66 121V120H65ZM70 121V120H69ZM197 121V120H196ZM199 121V120H198ZM201 121V120H200ZM199 121V122H200ZM53 122H57V119H56V121H53ZM53 122H52V124H53ZM121 122V121H120ZM127 122V121H126ZM125 122V123H126ZM202 122V121H201ZM220 122V121H219ZM24 125H23V124ZM46 123V122H45ZM54 123V124H55ZM58 123V122H57ZM60 123H62L61 121H60ZM60 123H58V124H60ZM197 123V122H196ZM51 124V125H52ZM53 124V125H54ZM122 124H123V122H122ZM151 124V123H150ZM203 124V123H202ZM48 125H50V124H47V126ZM65 125V124H64ZM68 125V124H67ZM69 125H70V122H69ZM72 125V124H71ZM221 125H222V123H221ZM56 125H54L53 127H55ZM123 126V125H122ZM125 126V125H124ZM196 126H198V125H196ZM213 126H214V128H213ZM52 127V128H53ZM57 127H59V126H57ZM61 128H62V126H60ZM59 127V128H60ZM65 127V126H64ZM201 127V126H200ZM221 127V126H220ZM50 128V130L49 131H51V127L49 126L48 127V129ZM72 128V127H71ZM96 128V129H95ZM218 128V127H217ZM225 128V127H224ZM27 129V130H26ZM57 129V128H56ZM121 129V130H122ZM226 129V128H225ZM64 130V129H63ZM96 130V131H95ZM124 130V129H123ZM123 130H122V132H123ZM215 130H216V128H215ZM227 130V129H226ZM60 131V129L59 130H56V132H59ZM71 131V129H69L68 130V132H70ZM150 131V130H149ZM162 131V130H161ZM214 131V130H213ZM221 131V130H220ZM223 131V130H222ZM55 132V133H56ZM61 132H63V131H60V133ZM64 132H65V130H64ZM47 133V134H46ZM53 133V132H52ZM60 133H58V135L60 134ZM74 133H72V134H74ZM87 135L88 134V136H91L92 138H94L93 139V141H89L88 142V144L90 143V142H92V143H94L92 146H89L88 144H87V142H86V140L84 139L86 136H85V134ZM116 133V134H115ZM224 133V132H223ZM57 134V133H56ZM121 134H123V133H121ZM229 134H231V133H229ZM227 132H226V134H224V137L226 136H229L230 137V139H231V137L233 138L232 140V142L233 143H230V139H228V137H227V141L229 142L227 145H229V144H231L230 145V149H232V150H234V154H236L235 153V150L237 151V150H240V154H238V155H236L235 157H237L238 159H236L235 161H238L237 163H239V166H240V169L242 168V166L241 165H243V167H244V160L245 159H247L246 157H247V155H248V158H249V155H250V158H249V160L247 159V161L249 162L250 161V159L252 160V161H250V162H255L254 164H256L257 163V165L258 166H256L257 168H258V170H260L263 174H264V163L262 164V162L264 161L263 159H261V158H263L262 156H264L263 154H260V152L259 151H257V153L258 154H260V156H261V158L259 159L258 158V156H257V154L255 153V152H253L252 150H257L256 148L254 149V145L253 146H251V144H250V146H251V148L249 147V145H247V144H249L250 143V140L251 139H248V140H245L246 142H248V143H246V142H244V140L242 139V138H240L241 139V142H242V140H243V142L246 144V146H245V144H244V149H242V148H240L241 146L238 144V143H240L241 144V142H238L236 139H235V137H233V136H230ZM115 135H116V137H115ZM48 136V135H47ZM51 136H53V135H51ZM61 135H59V138H58V140L61 138L60 137ZM72 136V135H71ZM118 136H119V133H118ZM122 136V140H121V142L119 143V144H117V145H119L120 147L122 146V145H124L123 143L125 142V135L123 134V135H121ZM123 136H125V137H123ZM223 136V135H222ZM244 136V135H243ZM49 137V136H48ZM54 137H55V134H54ZM58 137V136H57ZM62 137H63V135H62ZM223 137V138H224ZM90 138V137H89ZM119 138V137H118ZM247 138V137H246ZM50 139V138H49ZM56 139V138H55ZM64 139V138H63ZM86 139H88V138H86ZM220 139H221V137H220ZM35 140H38V142H40V146L38 145V143H35L36 145H38L37 147H39V148H37L36 147V145L33 143V142H35ZM61 140H62V138H61ZM68 140V139H67ZM85 140V141H84ZM90 140V139H89ZM118 140V139H117ZM119 140V141H120ZM222 140H224V139H222ZM50 141V142H49ZM63 141V140H62ZM61 141V142H62ZM88 141V140H87ZM127 141V140H126ZM225 141V143H226V140H224ZM254 141V140H253ZM252 141V142H253ZM4 142H6V143H4ZM12 142L14 143V142H16L15 144H14V147H15V145H17V143H18V145L20 146L19 147V149L21 150V147L23 148V150H25V151H23L22 153H21V151L20 150H18V151H20V152H18V153H21V154H23L24 152V154H25V156L26 157H23V158H26L27 159V161H26V159H23V160H25L26 162H22V164H20L19 165V163H17V164H15L16 162H18L17 160L15 161V162H13L12 160H15V159H17V158H15L18 154H17V149H18V145H17V149H16V147L15 148H12V146L13 145H11V147L10 148H8L9 147V145L10 144H12ZM37 142V141H36ZM55 142V141H54ZM53 142V143H54ZM56 145H57V150H60L63 146H66V147H68L67 146V144L65 145H62L63 144V142L61 143H59L57 140H56ZM206 142V143H207ZM32 143L34 144V145H32ZM52 143V144H53ZM59 144H61L62 145V147H59L58 145ZM167 144V143H166ZM253 144V143H252ZM254 144H255V142H254ZM6 145H8V146H6ZM60 145V146H61ZM90 145H91V143H90ZM150 145V144H149ZM154 145V144H153ZM168 145V144H167ZM256 146H257V144H255ZM33 146H35L36 148H34ZM118 146V147H119ZM155 146V145H154ZM240 146V147H239ZM6 147V148H5ZM55 147V146H54ZM148 147V146H147ZM157 147V146H156ZM215 147V146H214ZM253 147V148H252ZM258 147V146H257ZM2 148V149H1ZM11 148H12V152L13 153H15L14 155H15V157L13 156V155H11ZM53 148V147H52ZM56 148V147H55ZM54 148V149H55ZM58 148H60V149H58ZM71 148L69 149V150H71ZM116 148V147H115ZM150 148V147H149ZM148 148V149H149ZM161 148H163V147H161ZM235 148H237V149H235ZM260 148H262V147H260ZM10 149V150H9ZM13 149H16V150H13ZM159 149V148H158ZM263 149H264V147H263ZM2 150V151H1ZM50 150V151H49ZM152 150H154V149H152ZM164 150V149H163ZM260 150V149H259ZM10 151V152H9ZM55 151H56V149H55ZM221 151V150H220ZM261 152L262 151H264V150H260ZM70 152V153H71ZM130 152V151H129ZM146 152H148V151H146ZM152 152V151H151ZM150 152V153H151ZM239 152V151H238ZM72 153H71V155H72ZM263 153V152H262ZM23 154V155H24ZM105 154H107V158L106 157H104V155ZM129 154V153H128ZM228 154H229V152H228ZM227 154V155H228ZM23 155H21V156H23ZM69 155V154H68ZM140 155V154H139ZM152 155V154H151ZM223 155V154H222ZM12 156V157H11ZM19 156V155H18ZM21 156H19V157H21ZM50 156H51V158H50ZM66 156H67V154H66ZM133 156V155H132ZM143 156H145V155H143ZM149 156H150V154H149ZM241 156V157H240ZM14 157V159H12L11 160V158H13ZM59 157V156H58ZM69 157V156H68ZM87 157H89V158H91V160L90 159H88ZM146 157H147V155H146ZM235 157L233 158V160L235 159ZM110 158V157H109ZM112 158H110V159H112ZM148 158V157H147ZM150 158V157H149ZM222 158H223V156H222ZM71 159V160H70ZM90 160V163H88V161L87 160ZM244 159V160H243ZM18 160H19V158H18ZM22 160V158L19 160V161H23ZM58 160V159H57ZM80 160V161H79ZM133 160V159H132ZM263 160V161H262ZM29 161V165H28V162ZM55 161V160H54ZM71 161H73V162H71ZM81 161H83V163L81 162ZM118 161V160H117ZM128 161H129V159H128ZM135 161V160H134ZM246 161V162H247ZM116 163V165H115V163ZM121 162V161H120ZM221 162V163H222ZM249 162V163H250ZM21 163V162H20ZM23 163H27L26 165L25 164H23ZM51 163H52V161H51ZM131 163V162H130ZM62 164V165H63ZM126 164V163H125ZM134 164V163H133ZM161 164V163H160ZM223 165H224V163H222ZM232 164V163H231ZM236 164V163H235ZM247 164V163H246ZM30 165H31V167H33V169L30 167ZM57 165V164H56ZM237 165V164H236ZM235 165V166H236ZM251 165V164H250ZM253 165V164H252ZM88 166H91L90 168L88 167ZM113 168H112V167ZM184 166V165H183ZM246 166V165H245ZM247 166H248V164H247ZM65 167V168H64ZM85 167H88L89 168V170H90V172H91V174H92V177H91V179L90 180H88V182H86L85 181V185L83 184H80V183H78V181H76V178L75 177H77V176H79L80 177V180L82 181L83 179H84V176H85ZM132 167H134V166H132ZM136 167V166H135ZM161 167V166H160ZM182 167V166H181ZM180 167V168H181ZM225 167V166H224ZM64 168V169H63ZM125 168V167H124ZM130 168H131V166H130ZM144 168V167H143ZM149 168V167H148ZM219 168H220V165H219ZM218 168V169H219ZM234 168V167H233ZM236 168H238V167H236ZM235 168V169H236ZM248 169H249V167H247ZM71 169H73V170H75L76 171V173H75V171H74V173L75 174H78L77 176H74V173H72V171H70ZM87 169V168H86ZM129 169V168H128ZM128 169H127V171H128ZM158 169V168H157ZM163 169H164V167H163ZM167 169V168H166ZM243 169V168H242ZM253 169V171L255 170L254 168H252ZM251 169V170H252ZM61 170V171H62ZM107 170V171H106ZM121 171H122V169H120ZM119 170V171H120ZM152 170V169H151ZM150 170V171H151ZM181 170V169H180ZM185 170V169H184ZM184 170L183 171H181L183 174H184ZM226 170V169H225ZM244 170V169H243ZM118 171V170H117ZM120 171V172H121ZM124 171V170H123ZM236 171V170H235ZM237 171H238V169H237ZM237 171H236V173H237ZM250 171V170H249ZM259 171V172H260ZM89 172V171H88ZM145 172V171H144ZM153 172V171H152ZM152 172H151V175H152ZM159 172V171H158ZM234 172V171H233ZM240 172V171H239ZM258 172V171H257ZM101 173V174H100ZM226 173V172H225ZM117 174V175H116ZM135 174V173H134ZM155 174H156V172H155ZM238 174V173H237ZM246 174V173H245ZM258 174V173H257ZM260 174V173H259ZM263 174H261V175H263ZM47 175H48V178H46L47 177ZM126 175V174H125ZM128 176H129V173L127 174ZM126 175V176H127ZM182 175V174H181ZM241 175V177H242V173L240 174ZM260 175V176H261ZM116 176V177H115ZM158 176V175H157ZM156 176V177H157ZM183 176V175H182ZM238 176V175H237ZM243 176H245V175H243ZM250 176V175H249ZM264 176V175H263ZM113 177H115V180L114 181H112L113 180ZM153 177V176H152ZM251 177V176H250ZM249 177V181H252L251 179H253V177L252 178H250ZM257 177V176H256ZM116 178H119V180L117 181L118 183H115V181H116ZM130 178V177H129ZM154 178V177H153ZM182 178H184V179H186L184 176L182 177ZM239 178H240V176H239ZM243 178V177H242ZM258 178V177H257ZM135 179V178H134ZM244 179H246V180H248V178H244ZM254 179H255V177H254ZM263 179V178H262ZM78 180V179H77ZM121 180H122V182H121ZM127 180H129V179H127ZM239 180V179H238ZM241 180H243V179H241ZM246 180H243V181H246ZM84 181V180H83ZM182 181H184V183H185V180H182ZM260 181H261V179H260ZM259 181V182H260ZM131 182H132V179H131ZM149 182H151V180L149 181ZM242 182V181H241ZM256 182H257V179H256ZM123 183H124V185H123ZM130 183V182H129ZM238 183H240V182H238ZM252 183H253V181H252ZM251 182H249V184H247L248 185V188L246 189V188H244L241 184V186L243 187V189H246V193H247V190H248V192H249V190L250 191H252V192H254V190H251V189H253L252 188V186H254L255 184L253 183L252 184ZM130 184H132V183H130ZM257 184H258V182H257ZM126 185V186H125ZM152 185V184H151ZM183 185H185V184H183ZM237 185V184H236ZM235 185V186H236ZM244 185V184H243ZM259 185V184H258ZM261 185V184H260ZM259 185V186H260ZM138 186V185H137ZM140 186V185H139ZM143 186V185H142ZM131 187H133V186H131ZM131 187H129V188H131ZM185 187H186V185H185ZM184 187V188H185ZM239 187V186H238ZM255 188H259L258 186H254ZM128 188V189H129ZM155 188V187H154ZM154 188H153V190H154ZM240 188V187H239ZM263 188H264V186H263ZM136 189H138V188H136ZM135 189V190H136ZM147 189V188H146ZM156 189H157V187H156ZM236 189H237V186H236ZM157 190H159V189H157ZM184 190V189H183ZM240 190V189H239ZM256 190H258V189H256ZM259 190H260V188H259ZM143 191V190H142ZM141 191V192H142ZM136 192H137V190H136ZM138 192H139V190H138ZM150 192H152V189H151V191H149L148 193H150ZM242 192V191H241ZM243 192H245V191H243ZM258 192V191H257ZM256 192V193H257ZM262 192V191H261ZM144 193V192H143ZM159 193V192H158ZM239 194H240V192H238ZM245 193V194H246ZM255 193V192H254ZM84 194L85 195H87V196H84ZM160 194V193H159ZM244 194V195H245ZM252 194V193H251ZM251 194H248L247 193V198H249V200H248V202H250V201H252V202H254V205H258V209H257V211L258 212H262L263 213V211L262 210H264V208H263V206H264V204L262 203L263 202V200H262V202H260L261 201V199L260 200H258L255 196H253V195H251ZM262 194V193H261ZM137 195V194H136ZM141 195H142V193H141ZM260 195V194H259ZM131 196V195H130ZM135 196V195H134ZM154 196H157V195H155L154 194ZM153 196V197H154ZM160 196V195H159ZM164 196V195H163ZM249 196V197H248ZM257 196V195H256ZM132 197H133V194H132ZM167 197H168V195H167ZM237 197V196H236ZM141 198V197H140ZM157 198H158V196H157ZM156 198V199H157ZM160 198V197H159ZM238 198V197H237ZM247 198H246V200H247ZM259 198V197H258ZM260 198H263V196L262 197H260ZM130 199L132 200V198L130 197ZM154 199V198H153ZM139 200V199H138ZM237 200V199H236ZM140 201V200H139ZM162 201V200H161ZM138 202V201H137ZM154 202V201H153ZM157 202V201H156ZM245 202V201H244ZM252 202H250L251 203V205L253 204ZM162 203H163V201H162ZM162 203H161V205H162ZM166 203H167V201H166ZM237 203V202H236ZM136 204V203H135ZM145 204V203H144ZM156 204H158V203H156ZM160 204V203H159ZM243 204V203H242ZM148 205H150V204H148ZM165 205V204H164ZM246 205V204H245ZM253 205V206H254ZM263 205V206H262ZM138 206V205H137ZM140 206V205H139ZM154 206V205H153ZM166 206V205H165ZM164 206V207H165ZM171 206V205H170ZM169 206V207H170ZM197 206V205H196ZM195 206V207H196ZM199 206V205H198ZM197 206V207H198ZM252 206V207H253ZM134 207V208H133ZM142 207H144V206H142ZM147 207V206H146ZM145 207V208H146ZM157 207V206H156ZM238 207V206H237ZM245 207V206H244ZM249 207V206H248ZM145 208L144 209H141V210H145ZM147 208H149V207H147ZM153 208V207H152ZM159 208H161L160 206H159ZM166 208V207H165ZM240 208V207H239ZM247 208V207H246ZM257 208V207H256ZM255 208V209H256ZM163 209V208H162ZM168 209V208H167ZM254 209V208H253ZM254 209V210H255ZM137 210H139L138 208H137ZM140 210V211H141ZM148 210V209H147ZM147 210H145V211H147ZM150 210V209H149ZM155 210V209H154ZM161 210V209H160ZM169 210V209H168ZM244 210H246V209H244ZM145 211L143 212L142 211V214L143 213H145ZM153 210H151V212H152ZM167 211V210H166ZM239 211V210H238ZM237 211V212H238ZM250 211V210H249ZM156 212V211H155ZM159 212L160 211H158V213L157 214H159ZM163 212V211H162ZM242 212V211H241ZM138 213V214H137ZM147 213V212H146ZM144 214L145 216L148 214ZM175 213V212H174ZM177 213V212H176ZM240 213V212H239ZM238 213V214H239ZM248 213V212H247ZM141 214V213H140ZM156 214V215H157ZM237 214V213H236ZM246 214V213H245ZM249 214H250V212H249ZM258 214V213H257ZM161 215H162V213H161ZM167 215V214H166ZM178 215H179V213H178ZM240 215V214H239ZM242 215V214H241ZM255 215V214H254ZM263 215V214H262ZM147 216H149V214L147 215ZM150 216H152V215H150ZM149 216V217H150ZM170 216V215H169ZM238 216V215H237ZM247 216V215H246ZM137 217H138V220H137ZM157 217V216H156ZM160 217V216H159ZM158 217V218H159ZM172 217H173V215H172ZM241 217V216H240ZM252 217V216H251ZM256 217V216H255ZM177 218H179L180 219V217H178L177 216ZM244 218V217H243ZM250 218V217H249ZM260 218V217H259ZM151 221H153V219L150 217L149 218ZM168 219V218H167ZM173 219H175V217L173 218ZM182 219V218H181ZM180 219V220H181ZM240 219V218H239ZM238 219V220H239ZM245 219V218H244ZM247 219H248V217H247ZM255 219H257V218H255ZM261 219H264V216H263V218H261ZM145 220H147V217L145 218ZM156 220V219H155ZM165 220H166V218H165ZM179 220V221H180ZM236 220V219H235ZM251 220V219H250ZM253 220V219H252ZM140 221V223H141V225H143L142 224V222ZM148 221V224L150 223L149 222V220H147ZM159 221H160V219H159ZM164 221V220H163ZM183 221V220H182ZM181 221V222H182ZM244 221V220H243ZM242 221V222H243ZM124 222V223H123ZM137 222V223H138ZM145 222V221H144ZM153 222H155V221H153ZM153 222H152V225L154 226L153 227V229L156 227V228H158V225L157 226H155L154 224H153ZM158 222V221H157ZM156 222V223H157ZM184 222V221H183ZM244 222H246V221H244ZM249 222V221H248ZM248 222H246V223H248ZM256 222V221H255ZM261 222V221H260ZM123 223V224H122ZM146 223V222H145ZM165 223V222H164ZM168 223V222H167ZM180 223V222H179ZM222 222H220L219 223V225L221 224ZM235 223V222H234ZM244 224V225H247V224ZM252 223V222H251ZM122 224V225H121ZM128 224V223H127ZM126 224V226H130L131 228H127V232H130V230H128V229H132L133 231V234H134V231H136V232H138L137 231V229L139 228L140 229V227H138L137 226V228H135L134 226L135 225H137V224H135L134 222H133V224H135L133 227L134 228H132V226L130 225V224H128L127 225ZM132 224V225H133ZM148 224H146V225H148ZM170 225H171V222L169 223ZM177 224V223H176ZM225 224H227V223H225ZM229 224H231V223H229ZM240 224V223H239ZM140 225V226H141ZM150 225V224H149ZM182 225V224H181ZM219 225H218V227H219ZM224 224H221V228L219 227V229H222V226H223ZM233 225V224H232ZM252 225V224H251ZM255 225V224H254ZM261 225V224H260ZM263 225V224H262ZM261 225V226H262ZM122 226V227H121ZM145 226V225H144ZM151 226V225H150ZM225 226V225H224ZM224 226H223V228H224ZM230 226V225H229ZM235 226H236V224H235ZM238 226H240L241 228H242V226L241 225H238ZM250 229H251V227H250V225H247ZM246 226V227H247ZM264 226V225H263ZM262 226V227H263ZM162 227V226H161ZM169 227V226H168ZM167 227V228H168ZM226 227V226H225ZM233 227V226H232ZM237 227V226H236ZM247 227V228H248ZM141 228H143L144 230H145V227H143V226H141ZM151 228V227H150ZM149 228V229H150ZM160 228V227H159ZM241 228H238V229H240V230H242ZM246 228V229H247ZM248 228V229H249ZM254 228H260L261 229V227H258V226H254ZM134 229H136V230H134ZM143 229H142V231H143ZM147 229V228H146ZM152 229V230H153ZM169 229V228H168ZM225 229H228V227L227 228H225ZM232 229V228H231ZM237 229V228H236ZM252 229H253V227H252ZM263 229H264V227H263ZM151 230V231H152ZM157 230V229H156ZM160 230L161 231H163L161 228H160ZM235 230V229H234ZM158 231V230H157ZM166 231H167V229H166ZM170 231H171V229H170ZM221 231V230H220ZM223 231V230H222ZM221 231V232H222ZM227 231V230H226ZM232 231H233V229H232ZM245 230H242V233L244 232ZM251 231V230H250ZM250 231H248V233H251ZM126 232V231H125ZM228 232V231H227ZM226 232V233H227ZM235 232V231H234ZM234 232H232L233 234H230V230H229V234L228 235H231V236H228L229 237V239L230 240H228L227 238V236H225L226 235V233L225 232H223V233H225V235L223 234V233H221V235L223 234V237L224 238H226L227 240H225L222 236V238L224 239L223 241H225L226 242V244L222 241V243H224L226 246L224 247V251L222 250L223 249V247H221V250L225 253V252H227V251H225L226 249H228V247H229V249L231 250V252H229L228 251V253L229 254H224V255H221V254H223V253H220L219 252V249H218V251H216L217 249H210L208 246H206V244H207V239H204L205 240V243H204V247H205V252L207 253V252H215L216 251V253H220V255L219 256H217V254H214V253H212V254H214V255H210L212 258V262L214 263V264H227V263H231V264H242V262H243V260H244V263L243 264H261V262L263 261V263H264V257H262L261 256V254H263V256H264V253H261V249L260 248H262L261 246H258L259 248L257 249L256 248V243H258L257 242V240H256V242L254 241V236H253V234L256 232H254L253 234H252V236L250 237V238H252L253 239V241L252 240H250V241H252V242H246V241H248L250 238H248V237H246L247 239H245V236H246V232H244L243 234L241 233V232H239L238 233V236H240V234H242L241 236H244V238L243 237H241L242 239H245L244 241H245V243L244 242H242L241 241V239H239V238H237L238 236H237V234H236V232H235V235H234ZM238 232V231H237ZM253 232V231H252ZM260 232H261V230H260ZM139 234L141 233L140 231L138 232ZM146 233V232H145ZM160 233H162V232H160ZM169 233V232H168ZM167 233V234H168ZM262 233V232H261ZM264 233V232H263ZM154 234V233H153ZM164 234H165V232H164ZM164 234H161V235H164ZM245 234V235H244ZM257 234V233H256ZM128 235H130V234H128ZM136 235V234H135ZM148 235H150V234H148ZM147 235V236H148ZM152 235V234H151ZM166 235V234H165ZM233 235V236H232ZM263 235V234H262ZM132 237H133V235H131ZM156 235H154V239L156 238V240H158L159 239V237L157 238V237H155ZM247 236H248V234H247ZM250 236V235H249ZM260 236V235H259ZM143 237V236H142ZM145 237H146V235H145ZM144 237V238H145ZM152 237V236H151ZM166 237V236H165ZM170 237V236H169ZM176 237V236H175ZM201 237H203V236H201ZM200 237V238H201ZM221 237H220V241L222 240L221 239ZM231 237V238H230ZM137 238V237H136ZM150 238V237H149ZM153 238V237H152ZM163 238V237H162ZM161 238V239H162ZM168 238V237H167ZM172 238V237H171ZM173 238H174V236H173ZM196 238V237H195ZM217 239L219 238V237H216ZM256 238H257V235H256ZM129 239V238H128ZM133 239V238H132ZM142 239V238H141ZM164 239V238H163ZM162 239V240H163ZM169 239V238H168ZM217 239H215L216 241H217ZM240 241H239V240ZM259 239V238H258ZM260 239H261V237H260ZM153 240V239H152ZM162 240H160V241H157V243L159 242V244H161L160 242H163ZM196 240H198L197 242H196V245H197V243H200V245H203L201 242L202 241H200V239H198V238H196ZM195 240V241H196ZM201 240H202V238H201ZM204 240H203V242H204ZM135 241V240H134ZM142 241H145V240H143L142 239ZM171 241V240H170ZM169 241V242H170ZM195 241L193 242L194 244H193V246L192 247H194L195 246ZM220 241H217L218 243L220 242ZM263 241V240H262ZM156 242V241H155ZM154 242V243H155ZM178 242V241H177ZM215 242V241H214ZM217 242H216V244H217ZM232 242H234V243H236L237 244V248H234L235 246H233L232 244H234V243H232ZM156 243V244H157ZM171 243H173V242H171ZM230 243V244H229ZM232 243V244H231ZM243 243V244H242ZM140 244V243H139ZM150 244H151V242H150ZM149 244V245H150ZM163 245H165V248H167L166 246H168L167 244H168V242H163L162 243ZM208 244H209V242H208ZM220 244V243H219ZM223 244V245H224ZM228 244V245H227ZM235 244V245H236ZM254 244H255V246H254ZM137 245V243L135 244V246ZM152 245H153V243H152ZM175 245V244H174ZM222 245V246H223ZM230 245H232V249H234V251L235 252H238V253H240V255H235L234 253H233V251H232V249L230 248L231 246ZM138 246H141V245H138ZM145 246V245H144ZM154 246H157V245H154ZM162 246V245H161ZM171 246V245H170ZM173 246V245H172ZM203 247V246H202ZM202 247L200 248V249H202ZM227 247V248H226ZM144 248V247H143ZM162 248H164L163 246H162ZM172 248V247H171ZM207 248H209V250L210 251H208V250H206ZM135 249H136V247H135ZM139 249H141V248H139ZM150 249V248H149ZM155 249V248H154ZM178 249V248H177ZM194 249V248H193ZM193 249H190V253H191V251H194ZM263 249V248H262ZM117 250H119L120 251V253L122 252V255L124 256H122V258H119L117 255H119V253H116V252H118ZM142 250V249H141ZM144 250V249H143ZM166 250H168V249H166ZM195 250H196V248H195ZM198 250V249H197ZM211 250H213V251H211ZM239 250H241V252L239 251ZM258 250L260 251V253L258 252ZM159 251V250H158ZM157 251V252H158ZM164 251V250H163ZM169 251V250H168ZM181 251V250H180ZM200 252L199 253H202V255H203V253H204V255H205V258L207 259V262L209 263L210 261L208 260V259H210V258H208V255L210 254V253H205V252H202L201 250H199ZM143 252V251H142ZM165 252V251H164ZM178 252V251H177ZM182 252V251H181ZM185 252V251H184ZM187 252V251H186ZM198 251H196V252H194V253H192L193 254V256L192 255H187L188 257H190V259L193 257V258H196L197 259V257H198V253H197ZM262 252H264V251H262ZM138 253V252H137ZM145 253V252H144ZM155 253H156V251H155ZM158 253H160V252H158ZM189 253V252H188ZM196 253V256L197 257H194L195 254ZM237 253V254H238ZM142 254V253H141ZM153 254V253H152ZM168 254V253H167ZM176 254V253H175ZM178 255L177 256H179V253H177ZM236 256V257H234V255ZM145 255V254H144ZM156 255V254H155ZM160 255V254H159ZM161 255H162V253H161ZM164 255V254H163ZM173 255H174V253H173ZM182 255H183V253H182ZM182 255H180V256H182ZM225 255H228V259L229 260H227V256L225 257V258H222V257H224ZM148 256H150L149 254H147V257ZM154 256V255H153ZM166 256V255H165ZM169 256V255H168ZM172 256V255H171ZM176 255H174V257H175ZM187 256H185V254H184V260H186L185 258H187ZM207 256V257H206ZM209 256V257H210ZM238 256H241L240 258H242L241 260H242V262L240 261V258L238 257ZM183 257V256H182ZM200 257V256H199ZM199 257H198V260L196 261L197 263L196 264H198V263H200L201 261L203 262V260L205 259H201V261L199 260ZM263 258V260H262V258ZM142 258V257H141ZM162 258V257H161ZM167 258H171L170 256L169 257H167ZM172 258H173V256H172ZM179 258V257H178ZM178 258L176 257L175 258V260H178ZM192 258V261H190V260H186V262L185 263H187L188 261L189 262H191V264L194 262L193 259ZM201 258V257H200ZM151 259V258H150ZM152 259H153V257H152ZM165 259V258H164ZM182 259V258H181ZM195 259V260H196ZM221 259H223V260H221ZM225 259V260H224ZM155 260V259H154ZM174 260V261H175ZM160 261V260H159ZM159 261H157V262H159ZM168 261H169V259H168ZM180 261V260H179ZM182 261V260H181ZM225 261H228L227 263H225ZM143 262V261H142ZM155 262H156V260H155ZM165 262V261H164ZM171 262H173V261H171ZM170 262V263H171ZM189 262H188V264H189ZM207 262H204V263H202V264H206ZM166 263V262H165ZM177 263V262H176ZM207 263V264H208ZM162 264V263H161ZM173 264V263H172ZM195 264V263H194ZM211 264V263H210Z\"/></svg>", "mask_w": 264, "mask_h": 264}]
</instances>
